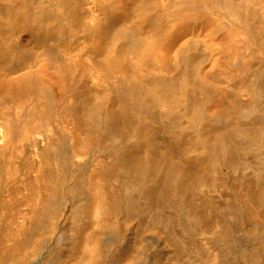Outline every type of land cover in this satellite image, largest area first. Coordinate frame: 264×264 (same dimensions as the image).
<instances>
[{"label":"rangeland","instance_id":"rangeland-1","mask_svg":"<svg viewBox=\"0 0 264 264\" xmlns=\"http://www.w3.org/2000/svg\"><path fill=\"white\" fill-rule=\"evenodd\" d=\"M15 1L17 2L18 6H17ZM32 1H33V3L31 4ZM53 1L54 0H49L47 3L50 5L49 7H51L50 11H49V8L44 7L46 4L43 6V4L46 3V0H45V2H44V0H30V1L28 0L25 2H23L22 0H13V1L12 0H0V18H1L0 22L2 21L0 24V27H2V26L4 27V28L2 27V29L0 28L2 30V31L0 30V83H1L0 85H2L1 87H3V88L0 87V96L5 97V98L0 97V99H1L0 100V125L2 126V127L1 126L0 127L1 128L5 127V129H6L7 126L10 125L9 128H13V130H14L13 131L12 129H10L11 134H12V131L14 132L12 136L8 131L9 129L7 131L4 130V132L6 131L8 134H10L11 137H14V138H10V136L8 138L7 137L8 135L5 132L6 136L5 135L4 136L6 138L4 137V140H0V161H1L0 163H2V168L4 167L3 162L7 165L8 162H10L9 160H11V164L9 163L10 164V167H9L10 172H8V173H7V171L5 172L6 169L8 170L9 164H8L7 168H5L6 167L5 166L4 167L5 169H2V168L0 169V264H22V263H24V264H93V262H94V264H98V263H100V264H202L201 261L204 259H205V262L206 261H208V262L205 263L204 261H202L203 264H208V263L211 264L212 262L210 263V260L212 258L210 255L213 256L215 253H216L215 254L216 256L214 255L213 257L214 258L217 257V258H215V259L213 258L215 260V261H213L214 264L217 262L219 263L220 261L224 260L225 256H226L225 259H227L226 262L229 261L228 259H230V261L227 262L230 264V262L235 260L234 256H236V255L234 254V250L236 247L239 248L238 244H239V246H243L244 248H245V245H246V247L249 246L246 243H243V245L239 243V241L243 242V240H241L240 238L241 237L244 238L243 236L245 235V232L243 229H241L239 227V225H235L237 223L234 220H230V219L232 217L231 215H233L231 213H233L234 210H237L236 206L238 207V205H239V200H238V198H236V196L238 195L237 188H238V184H240V180L243 179L245 176L246 177L245 179H248V180L250 179V181H249L250 187L253 188L256 186L255 188L258 189L259 183H257V182L259 181L258 179H260V178L257 179V177H255V175H257L259 173V171L263 169L262 166L264 165V163L261 162L264 159V148L262 147L264 137L257 144L248 145L249 150L243 156L242 155L239 156L238 160H236V162L234 164H232L228 161H225L224 159L218 158L216 160L215 164L213 163L214 164L213 167H212V165H210L211 168H213V170H214L213 171L212 169H209V170L213 171V173L211 171L212 175H210V171H208L209 173L206 174V175H209L206 177V179H208L207 180L208 186H207V182H206V184L203 185L202 188L200 187L201 190L199 189V187H197L198 189H195V192H197V194L199 195L197 197L200 199H195V198H197L195 196V195H197L195 192L192 194L191 197H193V195H194V197H195L194 199H195V201H197L196 204L199 205L197 207L201 206L200 207L201 209L204 208V210L203 209L202 210H203V215L206 217L205 219H208V222L209 221L211 222V223L210 222L207 223V224H209L206 227L207 231L209 230L208 231L209 233L206 232L207 234L205 232H202V231L201 232L203 234H200V231H199V234L198 233L196 234L197 231L195 229L192 230L193 225H191L192 223L190 222V218H189V216H187L188 214H186V211H185V209H187V208H185V207H187V205H184L185 207L182 206L181 204L179 205L178 204V202H180L179 198L177 199L176 197H174V200L177 199L175 202H177V204L180 206L181 210L178 208L179 206L177 205L176 206L177 211H176V209L173 211V214L176 213L175 215H173L172 212L170 211L172 216L175 217L177 215L175 217L176 220L173 223L174 226H172V224L169 225L168 222L166 223V217L171 216L170 214H168V210H167L168 208L167 207H166L167 208L166 212L164 211L165 209L163 210L164 211L163 215H159V214H161L162 210L160 211V213L155 212V211H151V212H153V213L155 212V213L149 214L148 213L149 211H147V209H144L143 198L140 199V197H142V193H143V192L141 193L140 189L137 190L133 186H131L132 188H134L133 190H132V188H129L128 182H126V180L128 179L127 177H125L126 180L123 179L122 177L120 178L121 180H123V182L120 180L121 184L123 183L122 186H124L122 188L121 184L117 183V182H119V181H117L119 179L114 178L115 181H113L112 180L113 177L108 176V175H109V173L110 174L112 173L111 175L116 174L113 171L116 170L117 168H114V167H116L114 165V161L110 162L111 158L113 156L112 160H114L118 155H120L119 154L120 150L118 151V149L121 147V145L123 146L124 144L126 145L128 143V142L125 143L126 140H124V139L125 138L127 139L129 134L132 131H133L132 133H134V136L131 133L132 134L131 138L136 137V135H138V133H141V134H139V136L141 135L140 137L137 136L138 138H142L143 136L144 137L142 140L135 138L136 141L129 137L127 140H130L129 143H131V144H128L127 146L124 145L125 151L127 149H130V147L132 148L133 151L128 150L125 153L130 152V153H132L133 157L134 156L140 157V155L143 153V152H141V153L138 152V151H140V148H142L143 151H145L144 150V148H145L144 144H147L146 148H145L147 150L145 152H147V151L149 152L147 146L150 144L153 145L154 141H155V143L158 147H156L157 149H155V151H154L153 149L155 148V144H154V146L150 145L151 147L149 146V149L154 147L153 149H150V152H152L151 150H153L155 153H157L159 148H163V149H161L162 152H160L161 150H159L160 154L167 155L166 153H169V151H170L169 147H171V148L173 147L174 152L172 151V149H171V151L174 155L170 154L171 151L169 153L170 156L173 157V159L170 158V156H168L169 155L168 154L167 155L168 158L166 157V160L167 161L169 159L171 161L175 160L178 164L174 163L175 161L171 162L169 160L171 162V163H169V165L172 163H174L175 165L177 164V167H175L174 164H172L173 168L174 167L175 168L181 167L183 170L184 167H186L185 169H187V168H189L188 166H190V165H192L191 168L196 166L195 165L197 162V160L195 159L196 156H195V158H193L196 161L195 160L191 161L190 159H192V157H190V156H192V155L189 156L187 154V152L189 154L191 153L190 152V151H192L191 148L194 149V142H196L195 140H198V141L203 140L202 139L203 137L205 138V137H207V135H210L209 132L210 131L212 132V130H214L216 128H218V130H221V129L226 130L229 126H231L230 123L232 125L234 124L233 125L234 127H239V126H236L237 124L235 125V122L243 124L244 127L247 125L245 128L248 127V125L250 124L249 122L252 121V119H253V114L255 112V108H257V106H255V104H254L257 100L256 98H258V100H259V97L261 98V96L259 94L260 92H258L256 89V84H258V87L264 85V83H260L261 80H262V82H264L263 79H261V78H264V52H263L264 50L262 51V50L258 49L257 47H255V45L253 46V43L250 40V36H248L249 34H248L247 29L251 28L252 26H250V25H253V24H257V26L256 25L255 26L258 28L261 27V28H259V29H261L259 37L261 38V40H262L261 42L263 43L264 38L262 37V35L264 34L263 33L264 28L262 26L264 25L263 24L264 14L262 12L264 11L263 10L264 9V0H253V1L251 0V3H248L250 0H248V2L246 0H244V1L241 0L243 3L246 1L244 4L241 1H240L241 2L240 4H238L239 2H237V4H238L237 6L240 5L239 9H240V7H242L243 12L245 10L249 11L250 8H251V10H250L251 12L253 9L256 12L257 10L255 9V7L258 9V11L260 9L262 10V11L260 10L261 13L259 12L260 15H259L258 11H257V15H255L256 13H254V12H252V13L251 12H248V13L244 12L245 14L249 15V16L246 15L247 26L249 25L248 26L249 28H246L245 27L246 25L245 26L243 25L244 27H242V25H239L242 23L236 24L237 21L234 22L235 19L234 20L232 19L233 22H231V20H230L232 16L230 17L228 14L229 13L228 11L230 10L229 9L230 7L228 5H233V6H234V4L236 5L235 2L237 0H234V2L232 0H231L232 2L230 0H228L230 2H228L227 0H222V1L216 0L219 3H223V1H224V6H222V4H220V5L217 4L218 6L213 5V4H211V5L207 4V5H209L208 7L202 6V3H204L203 5H206L205 4L206 2L204 0H201L202 2L201 1L199 2L198 0L196 2H195V0H194V2H193V0H183L184 1L183 2L182 0H180L181 2H183V4L180 3L179 0H178V2H175V4H174L173 0H170L169 4H168L169 6L167 5L168 0L167 1L162 0V2L158 1V0H156V1L155 0H153V1H150V0H73L72 1L71 0L72 3L70 2V9H71L73 2H75L74 3L75 5H74V7L72 6V9H71L72 12L70 11V14H67V16H72V15L74 16L73 12H75V9H76V12H75L76 21H72L73 24L71 22V24L74 25L75 27H73L71 24L67 25V23H65L66 27L64 29L62 28V27H64V25H63L64 23L62 20H64L66 15H64V13L61 11L55 10L56 8L55 9L52 8L51 4L53 3ZM190 1H192L193 3ZM26 2L29 3L28 6H27ZM152 2H153V4L156 5L157 8L155 7V5L152 6ZM156 2H158V3L156 4ZM170 2L172 3L171 4L172 6L170 5ZM185 2H186V4L188 2V4L186 5ZM225 2L227 3L228 8H225V5H226ZM253 2H254V4H253ZM22 3H24V5L26 4L28 9H30V10L32 9V12H34V11L36 12V10L39 13L41 12L42 13V19H44V17H46V21H45V19L43 21V23L46 22V24L44 23V26H43V27H45L44 29H43V27H42V29H39V28H37L38 26L35 27V25L31 26L32 28H30L29 23H28L29 25L27 23H23L22 20H20V19H17L18 24H15L14 21H12V24H11V22L8 23L7 20L9 19V21H10V18L11 17L13 18V16H12L13 13L17 12L15 10L25 11L26 7ZM116 3H118V4H116ZM149 3H151V4L149 5ZM177 3L178 4L180 3V4L177 5ZM191 3L194 5H197L198 3H200L202 10H201V7L199 4H198L199 7L196 6L197 9L195 10L194 5H192ZM247 3H248V5H250V7L248 6L249 9L247 8V6H245V5H247ZM30 4L33 5L34 7L30 6ZM190 4L192 6L191 8L194 9V11L192 10L193 12L192 11L188 12L185 10V8L190 9V6H189ZM13 5H14V7L16 5L15 9H14V7H12ZM148 5L150 7H153L152 12L157 11V13L162 14V16L164 18L161 17V15L152 16L151 14H153V13L149 12V9L147 11V8L149 7ZM158 5H159V7H158ZM251 5H252V7H251ZM39 6L41 7V9L38 8ZM47 6L48 5H46V7ZM166 6L169 7L168 8L169 10H167ZM174 6L177 8H175ZM178 6L180 8L182 7L183 9L176 12L175 10H178ZM214 6H216L215 9L217 10V12H214L215 11V9L213 8ZM233 6H231V8ZM237 6H235V7H237ZM18 7H20V8L22 7V8L20 9ZM42 7L44 8V10ZM220 7H221L220 10L223 9L222 11L218 10V8H220ZM244 7H245V10H244ZM7 8H9V9H7ZM170 8L175 9L173 11H175L176 16L178 14V17L180 16L179 13H181V11L182 12L184 11V13L186 12V16L188 18L183 13H182L183 15H181V16H184L185 18L180 16L181 18L179 17L180 18L179 19L178 17L176 18V16H173L177 20L175 18H172V16H169L170 17L169 20L172 19V22H171V20L170 21L167 20V21H169L168 22L169 24L167 23V25H165L166 19H168V17H166L167 15H163V14L164 13L167 14L168 12L171 13L172 9L170 10ZM211 8H213L214 10ZM224 8L227 9L225 13L223 12V11H225ZM51 9H53V11H51ZM73 9H74V11H73ZM208 9H211L213 11L211 12ZM45 10H46V13H45ZM47 10H48V13L51 12L50 14H48V16H47ZM54 10L56 11V14H52L54 12ZM43 11H44V13H43ZM146 11L149 12L150 15ZM8 12L10 14H8ZM146 13L148 14V18L152 17L153 19L154 18L157 19L160 16L159 17L160 20H162L161 18H163L164 19L163 21H165V22L161 21V23H160L159 19H157V20H159L158 22H156L157 20H155V19H154L155 20L154 21L152 18L148 19V18H146L147 17ZM157 13H155V14H157ZM170 13H168V14H170ZM250 13H251V15H253V17L252 16L250 17ZM173 14H170V15H173ZM200 14L202 15V17ZM54 15H56V16H54ZM5 16L6 17L8 16L9 18L8 17L6 18ZM4 17L7 19L6 21L4 20L5 19ZM53 17H55V18H53ZM262 17H263V19H262ZM59 18L61 21H59ZM186 18H187V20H186ZM251 18H253V19H251ZM72 19H74V18H72ZM56 20H57V22H56ZM147 20L148 21L153 20L152 22H156V26L154 25L155 23H152L151 21H149L150 22L149 23L150 27H149L147 24L148 22L146 23ZM19 22H22V23H19ZM74 22H76V23H74ZM157 23H160L161 26L158 27ZM4 24L6 25V27L4 26ZM22 24L23 25L25 24L26 28ZM48 24H51L52 26L48 25ZM258 24H259V26H258ZM10 25H12V26L10 27ZM13 25H14V27H13ZM46 25L48 26V32L50 34L49 40L48 39L45 40L42 37L45 34V31L47 28ZM55 25H58V26L60 25L61 27L60 26L58 27ZM54 26L57 27L56 28L57 32L55 31V28H53ZM162 26H163V28H162ZM164 26H165V28H164ZM18 27H19V29H18ZM99 27H101V29ZM254 27H252V28H254ZM256 27H255V29H257ZM11 28H12V30H11ZM28 28H30L31 30ZM33 28L35 29V33L40 32L41 30L42 31L45 30V31H44V33L40 32V33H37L34 35V29ZM166 28H167V31H166ZM5 29H7V30H5ZM52 29H54L53 32H52ZM60 29H63L61 31H64V32L60 33ZM155 29L156 30L157 29H159V30L165 29L164 32H166V33H163L160 31V33H162L163 35L162 36H161V34L158 35L159 32L157 33L155 31ZM8 30H11V31H8ZM4 31H5V33H4ZM36 35L41 36L40 39L38 38L39 36H36ZM52 35L53 36L55 35V36L53 37ZM157 35L159 37H157L155 39V43L156 44L159 43L158 46L153 42L152 43L149 42L150 39H152V38L154 40V37H156ZM244 35H246L248 38ZM160 36H161V38H160ZM41 39H43V40H41ZM148 39H149V41H148ZM157 39L159 42L157 41ZM145 41H148L149 44L151 43V46L153 47L152 48L153 51H151L152 50L151 46H148V43ZM246 41H249L251 43L249 44V42L247 43ZM139 43H141V44L145 43V45L147 44L146 50L147 51L150 50V53L147 54L144 52H140L141 51L140 50L141 45ZM6 44L7 45L10 44V45L7 46ZM50 44H51V46L55 45V47H53L52 50H50L51 49L50 46H49L50 48L48 47V45H50ZM247 45L249 47L250 46L253 47L255 50L257 49L258 53L259 52L261 53V56H260V54L256 53L257 50L253 51L252 53H254V54L251 55L252 53H250L251 52L250 50H254V49H250L251 47L250 48L248 47V50L250 52L247 51V49H246ZM137 46H139V47H137ZM4 47L6 49L5 51L7 52L6 55L11 54L12 55L11 57H13V58H11L9 55L8 56L10 57V59L7 56H6V59L3 58V57H5ZM149 47H150V49H149ZM10 48H12L11 51L16 49L15 51H17V52H15V51L11 52ZM138 50H139V52H138ZM49 51H50V53H49ZM51 51H53V53H55V54L53 55V53H51ZM151 52H152V55H151ZM138 53H139V55H138ZM110 55H114V57H112ZM117 55L120 58H118ZM14 56H15V58H14ZM18 56H19V58H18ZM94 56L95 57L98 56L99 58L98 59L94 58ZM146 56H148L149 60H148V58H146ZM150 56H152V57H150ZM106 57L107 58L110 57V59L108 58V60H110L109 62H111V60L112 61L114 60V63H117L118 59L119 60L121 59L120 60L121 63L118 62L117 64H119V65H116V67H114V68L109 67V68H107L108 71H106V72L102 71L103 73L100 71L101 73H99V71L96 70L97 68L95 67V65H98V68H99V64L102 65V63L104 61L106 62V60H104L103 62H100V63H98L97 61L100 60V58L101 59H107ZM1 58H3V59H1ZM115 58H116V60H115ZM95 59L97 61H95ZM256 59H257V61H256ZM95 63H97V64H95ZM251 63H253V65H251ZM254 63L256 65H254ZM249 64L251 66H253V67L255 66V67L252 69ZM108 65H110V64H108ZM248 66L251 69H248L247 68ZM91 68H93V69H91ZM243 68H244V70H243ZM70 69L74 70V72L71 73ZM94 69H95V71H93ZM163 69H165V70H163ZM236 70H238V73ZM241 70H242V72H241ZM160 71L161 72L163 71V73H159ZM67 72H69L71 75ZM91 72H92V74H91ZM240 72H241V74H240ZM260 73L263 74V77H261L260 78L261 80L259 79V81H258L256 78H258L259 75H261ZM23 74H26V75L23 76ZM136 74L138 75V77L140 76L139 80L142 81L140 86L137 85V87H139V88H136V83H131V79L136 78V80H137L138 77H134V75H136ZM186 74L190 78L196 77L197 80L201 79L202 81L200 80V82H202L203 84L205 83L208 86H205V84L203 85L199 81H197L198 82V85H197L196 81L194 80L195 86L193 84V89L194 90H197L199 88L200 89L203 88V89L198 90L200 94L198 93V91L197 92L196 91L195 92L190 91V89L192 87V83H193L191 80L193 78L190 80H185L184 76H186ZM27 75L31 76V79L29 82V83H31L30 84L31 85L30 86L31 94L26 93V95H25L26 90L22 89V84L20 83V81H21L20 79L23 77H27L29 79L30 77ZM34 76H35V78H34ZM70 76H71V78H70ZM132 76L134 78H132ZM188 76H186V77L189 79ZM213 77H215V78H213ZM125 78H126V81L124 80ZM216 78H218V80H216ZM24 79H22V81ZM28 79L25 80V81H27V83H28ZM72 79H74V80L72 81ZM156 79L158 80V83L156 82L157 81ZM159 79H161V80H159ZM214 79H215V81H214ZM254 79H256L257 81L256 80L254 81ZM70 81H72L73 84H75L74 87L76 88L75 89L76 95L79 92H81L80 91L81 88L84 89L86 91V93H88V94L90 93V95L92 94V96L88 95L89 99H91L90 102H92L93 105L96 102L97 105H100L99 108H101V106H102V109H103V106L104 107L106 106V105H104L105 104L104 97L106 96L105 94L108 93V95H109V93H110V95L111 94L114 95L113 97L115 99H113V97L111 95V101H110L111 104H113V102H115L116 104L115 103L114 104L118 105L117 104L118 102H116V100L118 101L119 99H120L119 102H121L119 104H123L125 102L126 98L129 97V95H131V94H129L127 96L128 91H129L127 87H129V85L131 83L129 88L132 89V87H131L132 84H135V85H133V88H136V89H133V90L130 89V91H135L136 93L131 92L133 96L131 95V97H129L128 99L132 105L134 103H137L140 100V98H141V100L143 99L144 102L140 103L141 101H139L137 104H134L133 106H135V107H133L131 104L128 103L129 102L128 99L126 101L128 104L127 106L130 105L129 107H131L130 109H127V112L131 111L130 113H132L131 114L132 118H134L133 115H136V116H135V119H132L130 117V115H129V118L127 116V119L130 120V118H131L132 121L135 122V124L132 121L131 122L127 121V124H128L127 126L129 129L127 131H130V133L127 132L129 134H127V136L125 138H123L124 144L122 143L119 145V143L118 142L116 143V141L114 142V140L113 141L111 140V142H110V138H108L109 136H108V129L107 128L109 127V124L107 125L106 122H108L109 120H108L107 115H106L107 118L104 117L105 114H103V112L105 113L106 110L107 111L110 110L109 108H112L113 105L111 106V104H108L106 106L107 108L105 107V109H103V110L101 109L98 111H94L95 113L91 112V117L93 114L95 119L91 118L92 120L90 122L88 120L87 115L85 113V110L83 108L77 107V109H76V106L74 104L75 103L74 101L76 100V98L73 101V98L75 96H72L71 93L69 92L71 90L69 88L72 85V82H70ZM153 81L157 84H161V85L163 84L164 86L171 84V82L173 81V82H175L174 84H176V85L180 84L179 86H182L183 84H184V86L186 85L185 87L182 86L186 89H188V87L191 85L190 88L188 89V91L187 90L186 91L187 92L190 91L191 94L193 92V95H194V93L195 94L197 93V94L193 97V95H190V93H189V95H190L189 99L194 98V100L192 99L193 103H192L191 99L189 100L191 103L187 102V104H186L184 100H182L181 103H179V101H178L180 99L179 95H177L178 97L175 95L174 98L176 99L175 102H177V103H174V105L171 104L172 107L168 103L163 104V105L156 104L155 102L152 101V99L149 100L150 99L149 97H145V96L142 97V95H144V90H145V89H142V87H141L142 83L144 82L143 88L145 86L146 89L148 90V89L152 88L151 82L154 83ZM187 81H191L192 83L190 82L189 86H187V84H188ZM18 82H19V84H18L19 86L13 87V85H15V84L17 85ZM256 82H259V83H256ZM7 83H9V86H7L8 85ZM40 83H42V85L44 84L40 88L41 91L39 89H37L38 87L41 86ZM68 83H70V84H68ZM77 83L79 86L77 85ZM126 83H128L127 86H126ZM165 83H169V84H165ZM181 83H182V85H181ZM3 84H4V86H3ZM147 84L150 85V87ZM5 85H6V88H8V90L11 88L10 87V85H11L12 86L11 89H13V90H10V92L6 91L7 89H5ZM37 85H39V86H37ZM69 85H70V87H69ZM35 86H36V90L40 91L39 94H37V91L35 90ZM198 86H200V87L197 88ZM44 87H46L47 89L46 88L44 89ZM195 87H196V89H195ZM178 89H180V88H178ZM45 90H46V93H45ZM139 90H141L143 92H140ZM202 90L203 91L205 90L204 92L207 91V93H210V95L209 94H207V95L203 94L204 92ZM20 91H21V93H20ZM130 91H129V93H130ZM137 91H139L141 94ZM34 92L38 95L37 97H34V95H36ZM42 92H43L44 96L41 95ZM223 93H225V94L227 93L226 94L227 97ZM256 93H257V95H256ZM20 94H22L23 97ZM117 94L119 95V97L115 96ZM123 94L124 95L126 94L125 97H123ZM137 94H140V96ZM222 94L224 95V97L221 96ZM40 95L42 96V98ZM120 95H121V97H123L125 99L124 102L122 100L123 98H121ZM136 95L139 96V97H137L139 100L135 99ZM7 96H9V97H7ZM18 96H20L19 99H18ZM27 96H29V97L33 96L32 98L33 99L35 98V99L31 100V98H29ZM69 96L71 98L73 97L72 99L70 98L71 102L68 101ZM77 96H79V95H77ZM218 96H220V97H218ZM24 97L26 100L24 99ZM99 98H100V100L102 99V101L103 100L104 101L100 102ZM130 98H131V100H130ZM145 98L147 99V102L145 101L146 100ZM27 99H30L31 101H33V103H32L30 100H28L30 102V104L32 103L31 107L33 105L32 108L29 106L31 108V110L25 104V102L27 103ZM92 99H94L95 101ZM97 99L102 104H98L99 102ZM132 99H134L135 101ZM2 100H3V102H2ZM218 100H220V102ZM225 100H226V104H227V108L225 110L230 109V110H228V115H230L232 113L233 117L231 115L230 116L233 118V120L230 116L228 119L227 118L228 115H226V118L228 120L222 116L223 115L222 113L227 112L225 110L223 112V107L225 108V105H223L224 102H222V101H225ZM261 100H262V98H261ZM34 101H35V103H34ZM37 101L40 102V103L38 102L39 104H37L38 105L37 109H39V110H37L39 112L38 114L41 113V115H43V116L36 115L35 116L36 119H35L32 114H31L32 116L31 115L29 116L28 114H30L29 111L30 112L34 111L32 109H35L34 107H36ZM49 101H50V103L51 102H53V103L50 104ZM132 101H133V103H132ZM183 101H184V104L186 106H184V104L182 103ZM66 102H67V104H66ZM197 102H198V104H197ZM220 103H222L223 107L221 106ZM19 104H22V107H20ZM64 104L67 105L66 106L67 108L65 107ZM73 104H74L75 110H77V111L73 110L74 109ZM188 104L190 107H192V104L196 105V106H193L194 109L192 108V111H194V112H192L190 110V107L189 108L187 107ZM253 104L255 107L253 106ZM7 105H9V106H7ZM17 105H19L18 108H17ZM25 105L28 108H26ZM68 105L71 106L72 108L69 107ZM115 105L113 106L114 108L111 110L116 111L115 109H118L115 107ZM137 105H140L139 107H142V108L138 109L136 107ZM220 106L222 107V110H221ZM132 107L135 108L133 110L134 112L132 111ZM195 107L196 108L198 107L197 108V111H199V112H197L199 114L198 116H197V114H195V111H196ZM228 107H232V108H228ZM25 108H26L28 114H25L26 113V112H24ZM64 108H66L67 110ZM68 108H71V109H69V112H66V111H68ZM28 109H29V111H28ZM63 109L66 111L64 113H60V111L61 112L64 111ZM78 109L80 112L78 111ZM80 109H82V111ZM136 109H137V111H136ZM231 109L234 110L235 112L237 111L236 115H235L234 111L231 112ZM56 110H58L59 112L55 113ZM219 111H221L222 113H220ZM52 112L54 114H52ZM71 112H73V113H71ZM101 112H102V115H99V116H100V119L102 117L103 118L100 120V119H98L99 116H96V114L97 113L101 114ZM229 112H231V113H229ZM33 113L37 114L36 111H34ZM50 113H51L52 117H54V115H56V116L54 118H52L49 115ZM66 113H68V116ZM82 113H84V114H82ZM219 113L222 114L221 120H222L224 126L222 125V123L218 124V122L220 120L219 121L215 120L216 122L213 121L214 122V123L212 122L213 124L210 122L211 120L216 119V117L218 118V115H219V117H221ZM57 114L60 115L59 118H63V119L66 118V120L64 119L66 121V123H65V121L62 122L63 119H59L61 121H58V120L56 121V118L58 119ZM69 114L70 115L73 114V115L70 116ZM81 114H82V117L84 115V118H82L81 116L77 117V115H81ZM156 115L160 116L158 118H159V120L161 118L162 121L160 120L159 122L158 121L156 122V120H157ZM63 116H65V117H63ZM154 116H155L156 120L154 119ZM235 116H237V117H235ZM30 117L32 118V121H33V122H30L31 124L29 123V120H31ZM49 117H50V119H49ZM26 118H28V121ZM78 118H80V119H78ZM230 118L232 121H234L233 123L231 122ZM24 119H26V120H24ZM33 119H35V120H33ZM81 119H82V121H81ZM85 119L89 121V126H88V124L86 126H83V129L81 132H79L78 137H77V135L74 136L75 141L80 140V141H76V142H78V143H76L72 137L74 135L73 133L76 134L74 129H72L74 132L73 131L70 132V134L72 133V136H70L68 134L69 129L65 130V128L73 127L74 124L78 120H79L78 122L81 121L84 123ZM96 119H98V120H96ZM223 119H224V121H226V120L227 121L224 123ZM11 120H12V122L10 123L9 121H11ZM19 120L20 121L24 120V121L20 122ZM46 120H48V121H46ZM99 120H100L101 124L103 123L102 125L99 124L100 123V122H98ZM102 120L106 121V122H102ZM134 120H136V121H134ZM14 121H15V123H13ZM25 121L28 122V125H26L27 123ZM228 121H230V122H228ZM67 122H69V123H67ZM70 122H72V123L74 122L72 124L73 126L70 124ZM129 122L132 124H130ZM155 122H156V124H155ZM209 122H210V124H209ZM19 123L20 124L22 123L21 124V127L23 128V129L21 128L22 131L25 130L24 128H26V130L28 129L27 131H24L25 134L23 132H20V130H18L20 128ZM62 123H63V125H62ZM158 123H159V125H158ZM215 123H217L218 125H222V126H220V128H219L217 124L215 125ZM15 124L17 126L16 129L18 128L17 130L14 129L15 127H12V126H15ZM48 124H49V126H47ZM64 124L66 125V127L64 126ZM145 124H146V129H145L146 134L144 133L145 132L144 131ZM45 125H46V127H45ZM90 125H96L95 127L98 126L99 130H96V128L94 126L91 127ZM103 125H105V127ZM129 125L130 126L135 125L137 128L134 126L130 127ZM149 125H150V127H149ZM208 125H209V127H207ZM214 125H215V127L211 130L210 127H212ZM24 126H26V127H24ZM158 126H159V128H158ZM161 126H163L162 129L160 128ZM233 126H231L230 129L234 128ZM241 126L239 128H242ZM47 127L50 128V130L53 129V131L50 132ZM84 127L86 128V130H85L86 133H88L89 130L90 131L93 130V131L89 132V134L91 133L90 140L92 139L91 138L92 136L97 135V136H95V138L97 137V139H98L101 137L99 139V141L100 140H103V141H101L99 143V141L97 139H96V141L94 139H92V141H90V146H89L90 149L88 148V144H87V147L79 149L80 146L83 147V145L85 144V140H86V136H85L86 134H84L85 131H83ZM88 127H90L91 129H89ZM133 127H134V129L131 130V128H133ZM148 127L151 129L150 130L151 132L147 131L149 129ZM164 127H166V130ZM221 127H223V128H221ZM100 128H102V129H100ZM139 128H141L143 131L141 130L142 131L141 132ZM205 128H207V129H205ZM105 129H106V131H105ZM158 129L159 130L161 129V131L159 132ZM197 129H198V131H197ZM199 129L201 131L204 130L205 132L208 131V129H209V132H206L207 134H205V132L202 131L204 133V136L201 133L203 136L201 138V134H198V133H200ZM101 130H103L104 132L102 131L103 132L102 133ZM138 130H139V132H138ZM95 131H96V134L94 133ZM97 131H99L100 135H98L99 133ZM15 132L18 133V135H20L22 133L23 134L20 136H18V135L16 136ZM52 132L56 133V134H54L56 137L52 134ZM65 132L67 133V135ZM92 132H93V134H92ZM80 133H83V134H80ZM131 134H130V136H131ZM142 134H143V136H142ZM148 134H151V135H148ZM51 135H53V136H51ZM82 135H84V136H82ZM199 135H200V140H199ZM145 136L147 137V139H149V141L151 140L150 136H152L153 140L150 141L151 143L149 141L147 143H145L146 142V140H144ZM48 137H49V139H47ZM84 137H85V139H83V141H81V138H84ZM102 137L105 139H103ZM15 138H17L18 140ZM50 138H52V141ZM54 138H55V140H54ZM68 138L69 139L72 138L70 140H73V141H70ZM76 138H78V139H76ZM106 138L109 141L106 140ZM196 138H198V139H196ZM10 139L16 140V141L13 142ZM33 139L35 141H31ZM104 140H106V141L104 142ZM190 140H192L193 143ZM50 141L51 142L54 141L53 142L54 146L57 145V147H54V148H56L58 150V152H60V150H61V152H60L61 154L57 152V155H58L57 157H59L61 162H64V163H61L62 166H65V167H62V168H64V170H62V171H64L67 174V176L65 174H63L64 178H62L58 181L63 185L59 184L58 182L56 183V185H53V186H55V188L57 186V190L55 189L57 192L55 190L53 192L56 194V196H55V194H53L54 196L50 195L51 193H49V195L52 196V198H50V196L47 195L49 198L48 199L45 196L47 200L51 199L50 202L48 201L49 204L47 203L48 206L50 205V208H48V209L51 211H49V210L45 211L44 214L46 215L45 216L46 218L43 215L45 220H44V218H41L40 219L41 221H40L37 219L39 216L38 213L42 212L41 210H43V209H41V208H44L43 207L44 203L43 202L41 203V202H39V200L36 201V199H34L35 202H39V203H35L33 200V198H35L34 196H39V194H38L39 191L38 192L35 191L33 193H30L35 188L37 189V187H35L36 185H34V183H35L34 178L37 175V174L36 175L34 174V173H36V172H34V171H36V169L34 171L30 170V169H34V166H36V165H34L33 161L35 162L36 159H38L37 155H35L37 153V151L39 152L42 149H45L46 147H44V146H46L47 145L46 143L47 142L49 143ZM141 141L143 142L144 146L141 145L142 144ZM30 142H31V144H30ZM34 142H37L36 143L37 148L35 146H33ZM73 142H74V145L76 146V148H75V146L73 147V145H72ZM79 142H81L80 143L81 145H79ZM133 142L135 144V147H137V148L132 147V146H134ZM137 142H139V143H137ZM12 143H14V144H12ZM112 143L113 144L116 143V144L113 145ZM148 143H150V144H148ZM91 144H94V147H95V145L97 146L98 144H101L102 146L98 145L97 147H99V148H97V147L94 148L93 145H91ZM168 144H170L169 147H168ZM192 144H193V146H192ZM115 145H118L120 147H117ZM138 145L140 147H138ZM195 145L198 146V147H196L197 149L201 146L199 148V150H202L204 148L203 149V150H205L204 152L208 151V148H207V146L205 147V145L204 146L200 145V144H199L200 146L197 144H195ZM202 146H203V148H202ZM39 147H44V148L39 149ZM10 148H11V150H10ZM165 148H166V150H165ZM196 148L194 149V152L197 151ZM32 149H35L36 152L33 153ZM135 149H137V151ZM135 151L137 153H140V154L138 155ZM163 151H166V152H164L165 154L163 153ZM202 151H201V153H202ZM30 152H32V153H30ZM133 152H134V155H133ZM145 152L143 155L146 154ZM154 152H152V154H154ZM72 153L74 155H77V156H75V158H74V155ZM113 153L114 154L116 153L117 156L116 155L114 156ZM197 153H198V151H197ZM30 154L33 156V157H31L32 161L30 160V162L33 163L32 165H34L33 168L30 165L31 163H29V161H28L30 159V158H28ZM192 154H193V151H192ZM7 155L10 156V157L8 156V159L10 158L9 160L6 159ZM12 155H14V156H12ZM71 155H73V156H71ZM185 156L187 158L188 157H190V158H188V159L186 158L187 159L186 160ZM11 157L14 160H12ZM61 157H62L63 161H62ZM182 157L186 160V161L185 160L184 161L187 162L188 164L187 163L184 164V163H181L183 161H181V162L179 161V160L183 159ZM193 157H194V154H193ZM5 160L7 162H5ZM75 160H77V161H75ZM27 161L29 164H27ZM188 161L190 162V165H189ZM200 161H201V159H200ZM37 162H38V160H37ZM179 162H180V165H182V166H179ZM259 162H261V163H259ZM107 163H109L111 166L108 165ZM193 163H195V164H193ZM26 164H27V166H26ZM35 164H36V162H35ZM105 164H107V165H105ZM112 164H113V166H112ZM205 164H206V162H205ZM261 164H263V165H261ZM28 165L30 167H28ZM169 165L167 163L166 167L170 168L171 165L170 166ZM260 165H261V167H260ZM25 166H26V168H30L29 170L26 169L27 172L25 171V174L26 173L29 174L30 172L33 171L34 173H32V174L35 175V177H33V175H31V174H29V175H31V177H33V178L27 177L28 174L27 175L21 174V173H24V170H25L24 167ZM111 167H113L114 170H113V168L111 169ZM104 168L105 169L107 168L106 170L110 169V171L111 170L112 171L111 172H105ZM256 170H259V171H256ZM102 172H105L106 174H103ZM261 173L258 174V176L259 177L262 176L261 178L264 179L263 178L264 172L261 171ZM8 175H9V177H8ZM103 175H105L104 178H103ZM21 176L24 179H25L24 176H26L27 179L28 178L29 179L24 180L23 178H21ZM88 177H90V179L94 178L91 180V182L93 180H95L94 181L95 184L98 183L97 180L100 182V183L96 184V187L99 184L100 185L101 184L106 185L103 187L101 185L102 189H100L103 192L107 191L106 193H108V191H109V193L111 191H113V193L119 194L121 191V193L124 195L123 191L126 189L125 187L131 189V190L128 189L127 192L125 190V192H126L125 197L126 198H123L124 196L123 197L121 196L122 201L124 199V203H122V201H121L120 207L124 204L122 207H124L127 211L125 209H123L122 213L120 215L118 214L120 212L115 213V216L114 215L112 216L113 218L110 217V218L106 219L105 221L104 220L102 221L101 217H99L100 218L99 219L97 217L96 213H92L95 210L90 211L89 209L95 208V207H92V205H91L93 194L95 192H97V194H99L98 193L99 190L96 188L98 191H96V189H95V191H93V189L95 187V186H93V185H95L94 183H92L93 184L92 187H91V183L87 185V183L90 182L89 180H87ZM108 177L111 180H108ZM253 177H255L256 179H253ZM65 178H66V181L64 182L63 179L65 180ZM20 179L22 181H20ZM30 179H31V181H33V183L32 182L31 183L34 186H32V184H29ZM104 179H105V181H104ZM262 179H260V180L262 181ZM251 180H252V182L254 180L255 181L258 180V181L255 184L254 183L252 184ZM23 181L25 183L29 182L28 183L29 185L25 184ZM104 182L108 183V186ZM124 182L127 184L124 185ZM171 182L173 183V180ZM176 182H178V180H176ZM24 185H26V186H24ZM30 185L32 186L33 190H32V188L30 190V187H31ZM100 185L98 186V188H101ZM59 186H63V188L62 187H60L61 189L59 188L60 189L59 191H61L60 193H58L59 192L58 191ZM105 187H109V188H107V190H106ZM112 187H113V190L111 189ZM116 187H119V190H120L119 192H117L118 188H116ZM25 188H26V190H25ZM90 188H92V191ZM103 188H104V190H103ZM255 188H253V189H255ZM136 191L137 192L140 191L139 192L140 195H138V193ZM57 193L59 195H57ZM122 194H119V195H122ZM29 196H33L32 199H30L31 197H29ZM135 197L137 198V200H138V197H139V200H141L140 202H139V200L137 201V203H139V204L136 203L138 206L133 201V199L136 200ZM191 197H189V200H191ZM237 197H239V195ZM36 198H39L40 201L42 200L40 197H36ZM234 198L237 200H235ZM125 199L128 200V206H126L127 200H125ZM202 199H207V200H205V202H204ZM233 199L236 202V204L233 203L234 202ZM239 199H240V197H239ZM208 200H210V201H208ZM32 201L35 203V208L33 207L34 203ZM42 201H44V200H42ZM46 201H45V203H46ZM195 201H192V202H195ZM129 202H132V203L129 204ZM206 202H207V204H206ZM263 202H264V195L261 197V205L264 204ZM31 203H33V204H31ZM140 204L143 206H141ZM196 204H194V205H196ZM233 204H235V206ZM36 205H37L38 210L36 209ZM38 205H40L42 207L40 208V206H39V208H38ZM90 206H91V208H90ZM132 206L135 210H133V208L130 209ZM134 206H136L137 208ZM181 206L183 207V209L185 208L184 209L185 213H183V209L181 208ZM191 206H192V203H191ZM122 207L121 208L118 207L119 211L122 209ZM194 207H196V206H194ZM232 208H234V209H232ZM34 209H35V211H34ZM129 209L134 211V212H136L138 210L137 211L138 214H137V212L135 214L132 211H128ZM173 209L174 208H172L171 210H173ZM230 210H232V211L230 212ZM263 210H264V207H263ZM263 210L259 208V211H261L263 213V214L262 213L260 214L259 218L264 217ZM46 212L49 214H47ZM130 212H132V213H130ZM142 212H143V214H142ZM146 213H148V214H146ZM156 213H159V214L156 216L155 215ZM181 213L183 214V216ZM187 213H189V212L187 211ZM35 214H37L38 216ZM116 214L118 216H116ZM178 215H180V216H178ZM33 217L36 219L34 220ZM233 217H234V215H233ZM225 218L229 219V220H227L228 222H226V221L224 222ZM32 219H33V221H32ZM37 220L40 223L34 222ZM233 221L235 224L233 223ZM32 222L34 225H31ZM41 223L43 225H41ZM37 224L41 225V226L39 225L40 230L38 228H35L37 226ZM232 224L235 225L236 227L235 226L232 227ZM33 226H34V228H32ZM172 227H175V228L173 229ZM234 227L237 228L236 231H234ZM21 229H22V231H21ZM230 231L231 232L234 231L236 233L233 232V234H231ZM193 232H195V233L193 234ZM226 232H228V234ZM238 232H241V234ZM191 233H192V235H191ZM222 233H223V235L226 234V236L229 235L228 239L230 237L232 238L230 240H231V242H233L235 244V247H233L234 248L233 250H231L232 248L229 250L230 247L228 245H226L225 240H220L222 238V237H220L222 235ZM239 234L241 236L240 238H238ZM236 235H238V236H236ZM25 236H27V237H25ZM89 236H93V237L97 238V239L96 238L94 239L93 237H91L93 240H95V241H93V244H91V245H94V243L96 242V245H97L96 251H99V252L94 253L93 255H92V250H91V252H89L90 249L93 248V246L89 245L90 243H92V242H90V241H92V239L91 238L88 239ZM178 236L181 237L180 238L181 240H182V238H184L183 241H181L180 239L178 241V239H177ZM188 237H191L194 240L196 239L198 242L196 240L195 241H192V240L189 241V239H191V238L188 239ZM27 239H29V240H27ZM238 239H240V240H238ZM217 241L220 243L223 241L224 246L226 245V247H224L223 243H222V246L225 248V250L222 246H220L221 245L220 243L218 244ZM236 241H237V243H236ZM18 242H19V244H18ZM204 242H205V244H203ZM231 242H230V245L233 244V243L231 244ZM188 243L190 244L188 246L189 250L192 249L191 244H194V243H195L194 244L195 246L197 245L198 247L200 246L201 248H204L205 245H206L205 247L209 246V249L211 251L209 250L210 252L209 251L208 252L210 255L207 252L203 251L206 248H204L203 250L202 249L200 250V247L198 248L197 246H196V248L194 246L195 250L192 249L191 251H189L188 247H187ZM17 244L19 247L17 246ZM198 244H200V245H198ZM207 244H209V245H207ZM201 245H203V246H201ZM6 246H8V247H6ZM184 246H186L187 250L184 249L185 248ZM217 246H219L220 248H218ZM227 246L229 247L228 249H227ZM192 247H193V245H192ZM4 248H5V250H4ZM216 248L224 251V252L222 251L223 254L221 252V254L224 255L223 256L224 258L222 257V260L219 259V258H221V254H218L219 250L217 253ZM8 249H10V250H8ZM87 249H89V251ZM207 250L208 249H206V251ZM231 251H233L232 252L233 254H231ZM193 252L196 253L198 255V257H200V259H199V260H201L200 262L198 260V257L197 256H196L197 258L195 257L196 254L194 255ZM235 252H236V250H235ZM227 253H228V255L231 254L233 256L232 258L234 260H232L231 257H229L227 255ZM95 254L97 256L99 254V256L97 257ZM201 254L203 256H201ZM207 254L210 256L211 259L206 260L207 258L205 256ZM208 255H207V257L209 258ZM219 255H220V257H218ZM237 255H239V254L237 253ZM94 256H95V258H94ZM96 258H98V259H96ZM93 259H94V261H93ZM216 259L217 260L219 259V261H217ZM96 261H97V263H96ZM18 262H20V263H18ZM226 262L222 261L219 264H224V263L226 264ZM235 262H238V264H240L238 257L236 258ZM235 262H232V263L234 264Z\"/></svg>","mask_w":264,"mask_h":264},{"label":"bare ground","instance_id":"bare-ground-1","mask_svg":"<svg viewBox=\"0 0 264 264\" xmlns=\"http://www.w3.org/2000/svg\"><path fill=\"white\" fill-rule=\"evenodd\" d=\"M13 1V0H12ZM23 2H25V1H28V0H22ZM30 1V0H29ZM48 1L49 0H46V3H44L43 4V6L46 4V5H48L47 7H46V5L44 6L45 8H49V11H50V8L51 7H49L50 5L49 4H47L48 3ZM73 1V0H72ZM150 1H153V0H150ZM156 1V0H155ZM158 1H161L162 2V0H158ZM167 1V0H166ZM169 1L170 0H168L167 2V5L169 4ZM174 1V4H175V2H178V0H173ZM180 1V0H179ZM183 1V0H182ZM197 0H195V2H196ZM199 2L201 1V0H198ZM206 3V5H203L204 3H202V6L204 7H208L209 5H207V4H213V5H220V4H222V6H224V1H223V3H219V2H217L216 0H204ZM222 1V0H221ZM228 1V0H227ZM231 1V0H230ZM230 1H228V2H230ZM233 2H234V0H232ZM231 1V2H232ZM241 0H237L235 3H236V5L234 4V6L233 5H228L230 8V10L227 12L228 14H229V16L231 17V22H233L232 21V19L234 20L235 19V21L234 22H236V24L238 23H242V24H239V25H242V27H244L245 25V27L246 28H249L248 26H247V19H246V15L247 14H245V13H248V12H251L250 10H251V8H250V10L248 11V10H245V7H244V12H243V9H242V7H240V9H239V6H237L238 4H240L241 2H240ZM244 1V0H243ZM247 2H248V0H246ZM245 1V2H246ZM253 1V0H252ZM16 2V1H15ZM14 2V3H15ZM44 2H45V0H44ZM70 2H71V0H54L53 1V3L51 4L52 5V8L53 9H55V10H58V11H61V12H63L64 13V15H66L65 16V18H64V20H62L63 21V25H64V27H62L63 29L66 27L65 26V23H67V25L68 24H71V22L72 21H76V16H75V12H76V9H75V12H73V14H74V16L72 15V16H67V14H70V11H71V9H72V6L74 7V3L75 2H73V4H72V6H71V9H70ZM149 2V1H148ZM172 2V1H171ZM170 2V5L173 3H171ZM184 2V1H183ZM183 2H181L180 1V3H182L183 4ZM190 2H192V1H190ZM193 2H194V0H193ZM192 2V3H193ZM202 2V1H201ZM237 2H239L238 4H237ZM244 2V3H245ZM27 3V2H26ZM33 3V1L31 2V4ZM72 3V2H71ZM158 2H156V4H157ZM165 3V2H164ZM179 3V4H180ZM191 3V4H192ZM226 3V2H225ZM243 3V2H242ZM243 3V4H244ZM248 3H251V0L248 2ZM248 3H247V5H245V6H247V8L249 9V7H250V5H248ZM16 4H17V2H16ZM23 5H24V3H22ZM28 4L29 3H27V6H28ZM30 4V6H32V7H34L33 5H31ZM116 4H118V3H116ZM151 3H149V5H150ZM178 3H177V5H179ZM185 4H186V2H185ZM187 4H188V2H187ZM186 4V5H187ZM191 4L189 5L190 6V9H186L185 8V10L186 11H194V9L196 10L197 9V7L196 6H198L199 7V5H200V7H201V4L200 3H196L197 5H194V4H192V5H194V9L193 8H191L192 6H191ZM229 4V3H228ZM233 4V3H232ZM253 4H254V2H253ZM145 5V4H144ZM148 5V6H149ZM155 4H153V2H152V6H154ZM176 5V6H177ZM217 5V6H218ZM17 6H18V4H17ZM22 6V5H21ZM25 7H26V9H25V11H20V10H15V11H17V12H15V13H13V18L11 17L10 18V21H9V19L7 20L6 18L8 17H4L5 19V21L7 20L8 21V23H10L11 22V24H12V21H14V23L15 24H18V22H17V19H20V20H22V22L23 23H29L28 25L30 26V28H32L31 26H33V25H35V27H37V28H39V29H42V27L44 26V23L46 24V22H44L43 23V21H44V19H45V21H46V17H44V19H42V13L40 12H38L37 10H36V12L34 11V12H32V9L30 10V9H28L27 8V6H26V4L24 5ZM117 6V5H116ZM169 6V5H168ZM172 6V5H171ZM227 6V3H226V5H225V8H228V6ZM231 6H233L232 8H231ZM235 6H237V7H235ZM249 6V7H248ZM254 6V5H253ZM10 7V6H9ZM12 7H14V5L12 6ZM15 7H16V5H15ZM15 7H14V9H15ZM31 7V8H32ZM147 7V6H146ZM145 7V8H146ZM150 7V6H149ZM147 8V11H148V9H149V12H151V13H153V14H151L152 16H158V15H161V17H163L162 16V14H158L157 13V11H155V12H152L153 11V7H150V8ZM155 7H156V5H155ZM154 7V8H155ZM158 7H159V5H158ZM167 7V6H166ZM175 7V6H174ZM184 7V6H183ZM187 7V6H186ZM215 7L216 6H214L213 8L215 9ZM251 7H252V5H251ZM255 7V6H254ZM253 7V8H254ZM11 8V7H10ZM18 8H20V7H18ZM22 8V7H21ZM20 8V9H21ZM39 9H41V7L39 6L38 7ZM43 8V7H42ZM157 8V7H156ZM169 7H167V10H169L168 9ZM175 8H177V7H175ZM213 8H211V9H213ZM224 8V9H225ZM246 8V9H247ZM7 9H9V8H7ZM13 9V8H12ZM38 9V10H39ZM53 9H51V11H53ZM151 9V10H150ZM172 8H170V10H171ZM183 8L181 7H179L178 6V10H175L174 8L172 9V12L170 13V12H168V13H170V14H173V15H170V14H168L167 12V14H163V15H167L166 17H168V19H166V23H165V25H167V23L171 20V22H172V19H170L169 20V16H172V18H175V17H173V16H176V14H175V11L177 12V11H179V10H182ZM199 9V8H198ZM211 9H208V10H210L211 12L214 10H211ZM221 9V7L220 8H218V10L219 11H222V10H220ZM242 9V10H241ZM255 9L258 11V9L255 7ZM263 9V8H262ZM43 10H44V8H43ZM54 10V12L52 13V14H56V11ZM146 10V9H145ZM155 10V9H154ZM173 10H175V11H173ZM201 10H202V7H201ZM207 10V11H208ZM226 10L227 9H225V11H223L224 13L226 12ZM261 10V9H260ZM260 10L258 11V13L260 12ZM264 10V9H263ZM73 11H74V9H73ZM146 11V12H147ZM192 11V12H193ZM218 11V12H219ZM231 11V12H230ZM247 11V12H246ZM257 11L255 12L254 11V9L252 10V12H254V13H256L255 15H257ZM262 11V10H261ZM5 12V11H4ZM38 12V13H37ZM72 12V11H71ZM149 12H147L149 15H150V13ZM187 12V13H188ZM214 12H217V10L215 9V11ZM222 12V13H223ZM251 12V13H252ZM43 13H44V11H43ZM45 13H46V10H45ZM51 13V12H50ZM50 13H48V10H47V16H48V14H50ZM146 13V14H147ZM155 13H157V14H155ZM185 14V16H186V12L184 13V11L182 12L181 11V13H179L180 14V16L181 15H183V14ZM251 13H250V17L252 16L253 17V15H251ZM261 13V12H260ZM260 13H259V15H260ZM263 14H264V11L262 12ZM8 14H10L9 12H8ZM58 14V13H57ZM121 14V13H120ZM148 14L146 15L147 17L146 18H148ZM194 14V13H193ZM231 14V15H230ZM262 14V15H263ZM46 15V14H45ZM201 15V14H200ZM199 15V16H200ZM205 15V14H204ZM50 16V15H49ZM54 16H56V15H54ZM63 16V15H62ZM179 16V17H180ZM228 16V15H227ZM247 16H249V15H247ZM52 17V16H51ZM160 17V16H159ZM157 18V19H159L160 20V18ZM178 17V14H177V16H176V18ZM178 17V18H179ZM181 17H183V18H185L184 16H181ZM180 17V18H181ZM187 17V16H186ZM198 17V16H197ZM201 17H202V15H201ZM229 17V18H230ZM249 17V18H250ZM9 18V17H8ZM53 18H55V17H53ZM72 18H74V19H72ZM150 18H152V17H150ZM150 18H148V19H150ZM164 18V17H163ZM163 18H161L162 20H157V19H155V20H157L156 22H160L161 23V21L162 22H165V21H163L164 19ZM175 18V19H176ZM179 18V19H180ZM188 18V17H187ZM187 18H186V20H187ZM255 18V17H254ZM1 19V18H0ZM48 19V18H47ZM52 19V18H51ZM153 19V18H152ZM153 19V20H154ZM251 19H253V18H251ZM262 19H263V17H262ZM153 20H149V21H153ZM154 20V21H155ZM167 20H169V21H167ZM174 20V19H173ZM177 20V19H176ZM259 20V19H258ZM264 20V19H263ZM19 21V20H18ZM59 21H61L60 20V18H59ZM148 20L146 21V23L148 24V26L150 27V25H149V22ZM253 21V20H252ZM261 21V20H260ZM2 22V21H1ZM1 22H0V24H1ZM22 22H19V23H22ZM56 22H57V20H56ZM55 22V23H56ZM156 22H152V23H155L154 25L156 26ZM249 22V21H248ZM263 22V21H262ZM13 23V24H14ZM60 23V22H59ZM62 23V22H61ZM74 23H76V22H74ZM160 23H157V25H158V27L159 26H161V24ZM250 23V22H249ZM248 23V24H249ZM253 23V22H252ZM257 23V22H256ZM14 24V25H15ZM72 24H73V22H72ZM71 24V25H72ZM164 24V23H163ZM169 24V23H168ZM263 24H264V22H263ZM3 25V24H2ZM14 25H13V27H14ZM23 25V24H22ZM21 25V26H22ZM48 25H51V24H48ZM62 25V26H63ZM244 25V26H243ZM257 26V24H253V25H250V26H252V27H254V26ZM4 26L6 27V25L4 24ZM12 25H10V27H11ZM16 26V25H15ZM20 26V25H19ZM24 27H25V24L23 25ZM47 26V25H46ZM52 26V25H51ZM55 26H58V25H55ZM53 27V28H55V31L57 32V30H56V28L57 27ZM60 26V25H59ZM58 26V27H59ZM73 27H75L74 25H72ZM255 26V27H256ZM258 26H259V24H258ZM261 26V25H260ZM3 27V26H2ZM2 27H0L1 29H2ZM12 27V28H13ZM61 27V26H60ZM70 27V26H69ZM98 27V26H97ZM152 27V26H151ZM251 27V28H252ZM255 27L254 28H249V29H247L248 30V36H250V40H251V42L253 43V46L255 45V47H257L258 49H260V50H264V39H263V43L261 42L262 40H261V38L259 37V35H260V31H261V29H259V28H261V27H256L257 29H255ZM263 28H264V25L262 26ZM4 28V27H3ZM12 28H11V30H12ZM26 28V27H25ZM30 28H28V29H30ZM45 27H43V29H44ZM71 28V27H70ZM100 29H101V27H99ZM156 28V27H155ZM162 28H163V26H162ZM164 28H165V26H164ZM245 28V29H246ZM0 29V30H1ZM18 29H19V27H18ZM22 29V28H21ZM34 29V28H33ZM63 29H60V33L61 32H64V31H61V30H63ZM67 29V28H66ZM255 29V30H254ZM4 30V29H3ZM5 30H7V29H5ZM11 30H8V31H11ZM27 30V29H26ZM31 30V29H30ZM2 31V30H1ZM45 31V30H44ZM44 31H40L41 33L43 32L44 33ZM54 31V29H52V32ZM155 31L158 33L159 32V34L158 35H160L161 34V36L163 35L162 33H160V31L161 32H163V33H166V32H164L165 31V29L164 30H159V29H155ZM166 31H167V28H166ZM37 32V31H36ZM40 32H37V33H40ZM2 33V32H1ZM4 33H5V31H4ZM37 33H35V29H34V35L35 34H37ZM244 33V32H243ZM246 33V32H245ZM263 33H264V31H263ZM156 36V37H154V40H153V38L152 39H150V41H149V39H148V41L149 42H153V43H155V39L157 38V37H159V36ZM262 35V34H261ZM264 35V34H263ZM262 35V37L264 38V36ZM36 36H39V35H36ZM53 36V35H52ZM55 36V35H54ZM53 36V37H54ZM161 36H160V38H161ZM244 36H246V35H244ZM40 37L41 36H39L38 38L40 39ZM45 40L46 39H48L49 40V37H50V34H49V32H48V26H47V28H46V31H45V34L42 36ZM153 37V36H152ZM247 37V36H246ZM245 38V37H244ZM248 38V37H247ZM159 39V38H158ZM158 39H157V41H158ZM41 40H43V39H41ZM54 40V39H53ZM153 40V41H152ZM248 40V39H247ZM148 41H145V42H147L148 43ZM159 42V41H158ZM247 43L249 42V41H246ZM251 42H249V44L251 43ZM151 43L149 44L148 43V46H151ZM141 46H140V52H144V53H147V54H149L150 53V47H149V51H147L146 50V45H145V43L144 44H141V43H139ZM156 44V43H155ZM159 44V43H158ZM158 44H156L157 46H158ZM7 45V44H6ZM10 44H8L7 46H9ZM54 45V44H53ZM155 45V46H156ZM6 46V47H7ZM51 47V49L50 50H52V48L53 47H55V45L54 46H51V44L50 45H48V47ZM11 47V46H10ZM49 47V48H50ZM137 47H139V46H137ZM248 45H247V47H246V49H247V51H249L248 50ZM251 47V46H250ZM249 47V48H250ZM9 48V47H8ZM153 47L151 46V49H152ZM11 49L12 48H10V51H11ZM15 49V48H14ZM56 49V48H55ZM139 49V48H138ZM143 49V50H142ZM191 49V48H190ZM189 49V50H190ZM250 49H254L253 47H251ZM6 49H5V47H4V51H5ZM16 50V49H15ZM15 50H12L11 52H13V51H15ZM257 50V49H256ZM255 49L254 50H250L249 52L250 53H252L253 51H256ZM3 51V52H4ZM48 51V50H47ZM54 51V50H53ZM53 51H51V53H53ZM147 51V52H146ZM151 51H153V49L151 50ZM15 52H17V51H15ZM138 52H139V50H138ZM264 52V51H263ZM6 51H5V57H3L2 55V57L3 58H5L6 59V56L7 57H11L12 55L10 54H7L6 55ZM49 53H50V51H49ZM256 53H258V50H257V52ZM4 54V53H3ZM55 53H53V55H54ZM143 54V53H142ZM254 53H252L251 55H253ZM258 54H260V56H261V53L259 52ZM9 55V56H8ZM116 55V54H115ZM138 55H139V53H138ZM151 55H152V52H151ZM186 55V54H185ZM263 55V54H262ZM96 56V55H95ZM94 56V58H99L98 56L97 57H95ZM110 56H112V57H114V55H110ZM118 56V55H117ZM255 56V55H254ZM253 56V57H254ZM10 57H9V59H10ZM17 57V56H16ZM150 57H152V56H150ZM3 58H1V59H3ZM11 58H13V57H11ZM14 58H15V56H14ZM18 58H19V56H18ZM105 58V57H104ZM107 58V57H106ZM109 59H110V57H108ZM108 58L107 59H101L100 58V60H96L95 59V61H97L98 63H100V62H103L104 60H106V62L104 61L103 63H102V65H100L99 64V68H98V65H95V64H97V63H95L94 65H95V67L97 68H95L97 71H99V73H101L102 71H104V72H106V71H108V69L107 68H109V67H111V68H114V67H116V65H119V64H117L118 62H120V60L118 59V62L117 63H114V60L112 61L111 60V62H109L110 60H108ZM117 58V57H116ZM116 58H115V60H116ZM118 58H120L119 56H118ZM146 58H148V56H146ZM145 58V59H146ZM112 59V58H111ZM114 59V58H113ZM15 60V59H14ZM102 60V61H101ZM108 60V61H107ZM147 60V59H146ZM148 60H149V58H148ZM147 60V61H148ZM124 61V60H123ZM256 61H257V59H256ZM254 62V61H253ZM51 63V62H50ZM121 63V62H120ZM108 64H110V65H108ZM241 65V64H240ZM250 65V64H249ZM251 65H253V63H251ZM250 65V67L253 69L254 67L253 66H251ZM254 65H256L255 63H254ZM52 66V65H51ZM247 66V65H246ZM249 66L247 67L248 69H251ZM94 68V67H93ZM93 68H91V69H93ZM165 68V67H164ZM242 68V67H241ZM74 69V68H73ZM95 69L93 70V71H95ZM166 69V68H165ZM165 69H163V70H165ZM66 70V69H65ZM71 70V69H70ZM168 70V69H167ZM166 70V71H167ZM243 70H244V68H243ZM68 71V70H67ZM91 71V70H90ZM101 71V72H100ZM237 71V73H238V70H236ZM72 72H74V70H71V73ZM241 72H242V70H241ZM241 72H240V74H241ZM28 73V72H27ZM26 73V74H27ZM67 73H69V72H67ZM94 73V72H93ZM103 73V72H102ZM159 73H163V71L161 72H159ZM26 74H23V76L24 75H26ZM33 74V73H32ZM70 74V73H69ZM91 74H92V72H91ZM261 75H259V77L258 78H256L258 81H259V79L261 78V77H263V74L262 73H260ZM31 75V74H30ZM71 75V74H70ZM137 75V74H136ZM136 75H134V77H138V75L136 76ZM160 75V74H159ZM185 75V74H184ZM27 76H29V75H27ZM186 76H188L187 74H186ZM186 76H184V78H185V80H190V79H192L193 77H189V79L186 77ZM192 76V75H191ZM196 76V75H195ZM22 77V76H21ZM30 78L28 79L27 77H23V78H21L20 80V83L22 84V89H25L26 90V92H25V95H26V93L27 94H31V88H30V84L31 83H29L30 82V79H31V76H29ZM133 76H132V78H134ZM140 77V76H139ZM139 77L137 78V80H136V78L135 79H131V83H136V88H139V87H137V85H139L140 86V84H141V80H139ZM25 78V79H24ZM34 78H35V76H34ZM70 78H71V76H70ZM187 78V79H186ZM213 78H215V77H213ZM22 79H24L23 81H22ZM26 79H28V83H27V81H25ZM256 79H254V81L256 80ZM261 79H263V81H264V78H261ZM260 79V80H261ZM33 80V79H32ZM74 79H72V81H73ZM125 81H126V78L124 79ZM157 80V79H156ZM159 80H161V79H159ZM196 81V83H197V85H198V82L197 81H199L200 82V80H197L196 79V77H194L191 81L193 82H191V81H187L188 82V84H187V86H189V83L191 82L192 83V87H191V89H190V91H193V92H197L198 90H201V89H203V88H199L200 86H198L197 88H199V89H197V90H194L193 89V84H194V82ZM216 80H218V78H216ZM256 80V81H257ZM25 81V82H24ZM72 81H70V82H72ZM202 81V80H201ZM214 81H215V79H214ZM33 82V81H32ZM146 82V81H145ZM154 82V81H153ZM157 83H158V80L156 81ZM173 82V81H172ZM171 82V84H169V83H165V84H169V85H167V86H164L163 84V86L161 85V84H157V83H152L151 82V85H152V88H150V89H146V87L144 86V88H143V83H142V85H141V87H142V89H145L144 90V95H142V97L143 96H145V97H149L150 99L149 100H151L152 99V101L153 102H155L156 104H160V105H163V104H166V103H168L171 107H172V105L171 104H173L174 105V103H177V102H175L176 101V99L174 98L175 97V95L177 96V95H179V103H181V101L182 100H184L185 101V103L187 104V102L189 103L190 101V99H191V101H192V103H193V100H194V98H190L189 99V97H190V95H193V92H192V94H191V92L189 91V92H187L188 91V89L190 88V86L188 87V89H186V88H184L185 86H184V84L182 85V83H181V85L182 86H184V87H182V86H179L180 84H174L175 82H173L172 83ZM182 82V81H181ZM38 83V82H37ZM36 83V84H37ZM131 83H130V85H131ZM139 83V84H138ZM163 83V82H162ZM177 83V82H176ZM200 83H202V82H200ZM256 83H259V82H256ZM260 83H264V82H262V80L260 81ZM1 84V83H0ZM8 85L7 86H9V83H7ZM15 84V83H14ZM19 84V82L17 83V85L15 84V85H13V87H15V86H19L18 85ZM41 84V86L40 87H38L37 89H39L40 91H41V87L44 85H42V83H40ZM68 84H70V83H68ZM150 84V83H149ZM203 84V83H202ZM205 84V83H204ZM203 84V85H204ZM73 85V86H72ZM72 85H71V87H70V85H69V89H71L69 92L71 93V95L72 96H75L74 98H73V101H74V99L76 98V100L74 101L75 103V106H76V109H77V107H81V108H83L84 110H85V113H86V115H87V118H88V120L91 122V120L92 119H95L94 118V116H93V114H92V117H91V112H94V111H98V110H101L102 109V106H101V108H99L100 107V105H97L96 104V102H95V104L93 105L92 104V102H90L91 101V99H89V97H88V95L89 96H92V94L90 95V93L88 94V93H86V91L84 90V89H82L81 87V92H79L77 95H79V96H77L76 95V93H75V87H74V85L75 84H73V82H72ZM77 85H78V83H77ZM76 85V86H77ZM81 85V84H80ZM128 85V83H126V86ZM130 85H129V87H130ZM133 85H135V84H132V89L131 88H129V87H127L128 88V90L130 91V89L131 90H133V89H136V88H133ZM148 85V84H147ZM196 85V86H197ZM2 85H0V87H1ZM3 86H4V84H3ZM34 86V85H33ZM32 86V87H33ZM37 86H39V85H37ZM79 86V85H78ZM149 87H150V85H148ZM147 86V87H148ZM194 86H195V84H194ZM205 86H208V85H206L205 84ZM10 87L12 88V86L10 85ZM135 87V86H134ZM148 87V88H149ZM1 88H3V87H1ZM9 89L8 90V88H6V85H5V89H7L6 91H9L10 92V90H13V89ZM46 87H44V89H45ZM178 88H180V89H178ZM4 89V90H5ZM43 89V90H44ZM47 89V88H46ZM193 89V90H192ZM195 89H196V87H195ZM256 89H257V91L258 92H260L259 94H260V96H261V98H262V100H261V98L259 97V100L261 101H259L258 100V98H256L257 100H256V102L254 103L255 104V106H257V108H255V112H254V114H253V119H252V121H250L249 123V125H248V127L247 128H245L244 126H243V124H241V123H236L235 122V125L236 126H241L242 128H239V127H234L231 123H230V125L231 126H233L234 128H232V129H230L231 128V126H229L226 130H224V129H221V130H218V128H216V129H214V130H212L214 127H215V125L217 124V123H215V125L214 126H212V127H210L211 128V130H212V132L210 131L209 132V129H208V131H206V132H209V134L210 135H207V137H203L204 136V133L203 132H205L204 130H200V133H198V134H203V136H202V134H201V138L203 139V140H201V141H198V140H195L196 142H194V149L196 148V147H198V146H196L195 144H197V145H205V147L207 146V148H208V151L207 152H204L205 150H203L204 148H203V146H202V150H199V148L201 147L200 145V147L197 149L196 148V150L198 151V153H197V151H195L194 152V149L193 148H191L192 149V151H193V154H194V157H193V154H192V151H190L191 153L189 154L188 152H187V154L190 156V155H192V156H190V157H192V159H190L191 161H193V160H197V162H196V164L195 163H193V164H195L196 166L195 167H193V168H191L192 167V165H190V160L188 161L189 162V165L190 166H188L189 168H187V169H185L186 167H184L185 165V163H187V162H185L188 158H190V157H186L185 156V159L183 158L182 160H179L180 162L181 161H183V162H181V163H184L183 165V167H184V169L182 170V168L181 167H179V166H182V165H180V162H179V168H175V167H177V162L175 161V160H170L171 162H173V161H175L174 163H177L176 165L174 164V163H172V164H174V168H173V165L172 164H170L169 165V163H171L169 160V162L166 160V157L168 158V156H170V154H172V155H174L173 153H172V151H173V147L171 148V147H169V145L170 144H168V147L170 148V151H171V149H172V151H171V153H170V151H169V153H166L167 155H162V154H160V152H162V150L161 149H163V148H159V150H161L160 152H159V150L157 151V153H155L154 151H155V149H157L156 147H158L157 145H156V143H155V141H154V144H155V148L153 149V148H150V149H153V150H151L152 152H154V154H152V152H150V149H149V146L151 145V146H154V144L152 145V144H150L151 142V140H153L152 139V136H150L151 138V140L149 141V139H147V137L145 136V138H144V140H146V142L145 143H147L148 141L150 142V143H148V144H150V145H148L147 147H148V150H149V152L147 151V152H145L147 149H145L146 148V145L147 144H144L145 145V148L143 147L144 145H143V142H142V144L141 145H143L142 147L144 148V150L145 151H143V149L142 148H140V151H138V152H143L141 155H140V157H138V156H132V153H125L126 151H133L132 150V148L130 147V149H127L126 151H125V146H127L128 144H131V143H129L130 142V140H127L129 137L131 138L132 137V134H133V136H134V133H130V131H127V130H129L128 129V124H127V121H132V119H135V116L136 115H133L134 116V118H132V116H131V114L132 113H130L131 111H129V112H127V109H130L131 107H129V106H127L128 104H127V99L129 98V97H131V95H132V93L131 92H135V91H130V93H129V91H128V94H127V96L129 95V94H131V95H129V97H127L126 98V100L123 98V97H125V95L123 94V97H121V95H120V97L121 98H123L122 100H123V102H124V100H125V102L123 103V104H119V103H121V102H119L120 101V99L117 101L116 100V102H118L117 104L118 105H115L116 103L115 102H113V104H111L110 103V101H111V95H112V97L114 96L113 94H111L110 95V93H109V95H108V93L107 94H105L104 96V99H105V104L104 105H108V104H111V106L113 105H115V107L116 108H118V109H115L116 111H114V110H111V109H113L114 107L112 106V108H109L110 110H106L105 111V113L103 112V114H105L104 115V117H106V115H107V117H108V120L110 121H108V122H106V121H103L102 120V122H106V124L108 125L109 124V127L107 128L108 129V138H110V142H111V140L113 141L114 140V142L116 141V143L118 142L119 143V145L120 144H122L123 143V138H125L126 136H127V134H131V136H130V134H129V136H128V138L126 139H124V140H126V142L125 143H127L125 146L123 145H121V147L120 146H118V145H115V146H117V147H120L119 149H118V151H119V154L120 155H116V153L114 154V156L116 155L117 157L114 159V160H112L113 159V156H112V158H111V161L110 162H112V161H114V165L116 166V167H114V168H117L116 170H114V168L113 167H111V169L113 168V172H115L116 174H113V175H111L110 173H109V175L108 176H112L113 177V181H115L114 180V178L115 179H119V180H117V181H119V182H117V183H120L121 184V181L123 182V180H121L120 178L122 177L123 179H125L126 180V178L125 177H127L128 179L126 180V182H128V187L129 188H132L131 186H133V187H135V189H137V190H139L140 189V191H141V193H142V197H140V199H142L143 198V205H144V209H147V211H149L148 213L149 214H154L155 212H159L160 213V211H161V214H159V213H156L155 215L157 216L158 214L159 215H163V212L165 211L166 212V209L168 210V214H170L171 216H168V217H166V223L168 222V224L169 225H171L172 224V226H174V222H175V217L177 216H172V214H173V211L176 209V211H177V208H176V206L179 204H181L182 206H184V205H187V207H185V208H187V209H185V211H186V214H188L187 216H189V218H190V222L192 223L191 225H193V228H192V230L193 229H195L197 232H196V234L198 233L199 234V231H200V234H203L202 232H207V233H209L208 231H207V229H206V227H207V225H209V224H207V223H209L208 222V219H205L206 217L203 215V210H204V208H200V207H197V206H199V205H197L196 204V202L197 201H195V199H200V198H198L197 196H199L198 194H197V192H195V189H198L197 187H199V189H200V187L202 188V186L203 185H205L206 184V182H207V186H208V179H206V177L207 176H209V175H206V174H208L209 172L208 171H210V175H212L211 174V171L213 170V168H211V166L210 165H212V167H213V165L215 164V162H216V160L218 159V158H221V159H224L225 161H228V162H230V163H232V164H234L235 162H236V160H238V158H239V156H243L248 150H249V147H248V145H254V144H257V143H259L262 139H263V137H264V85L263 86H260V87H258V84H256ZM21 90V89H20ZM35 90H36V86H35ZM42 90V91H43ZM187 90V91H186ZM19 91V90H18ZM22 91V90H21ZM21 91H20V93H21ZM37 91V94H39V92L40 91H38V90H36ZM35 91V92H36ZM140 92H143V91H141V90H139ZM139 91H137V92H139ZM203 91V90H202ZM205 91V90H204ZM203 91V92H204ZM223 91V90H222ZM34 92V93H35ZM139 92V93H140ZM179 92V93H178ZM181 92V93H180ZM224 92V91H223ZM14 93V92H13ZM12 93V94H13ZM19 93V92H18ZM45 93H46V90H45ZM44 93V94H45ZM136 93V92H135ZM189 93H190V95H189ZM198 93H199V91H198ZM8 94V93H7ZM15 94V93H14ZM13 94V95H14ZM17 94V93H16ZM36 94V93H35ZM34 95V97H37L38 95ZM122 94V93H121ZM141 94V93H140ZM140 94H137V95H139L140 96ZM197 94V93H196ZM195 93H194V95H193V97L196 95ZM200 94V93H199ZM202 94V93H201ZM203 94H205V95H207V94H209L210 95V93H207V91L206 92H204ZM225 96H226V94L225 93H223ZM221 95L222 97H224V95ZM9 95V94H8ZM20 95H22V94H20ZM42 96H44L43 95V92H42V94H41ZM40 95V96H41ZM70 95V96H71ZM108 95V96H107ZM135 96L136 98V100L138 99L137 97H139V96ZM219 95V94H218ZM256 95H257V93H256ZM15 96V95H14ZM17 96V95H16ZM42 96H41V98H42ZM69 96V100L68 101H70V97ZM115 96H118L119 97V95L117 94V95H115ZM133 96V95H132ZM181 96V97H180ZM1 98H3L2 96H0ZM7 97H9V96H7ZM19 97L20 96H18V99H19ZM22 97H23V95H22ZM21 97V98H22ZM27 97H29V96H27ZM33 96H30L29 98H31V100L33 99L32 98ZM95 97V96H94ZM117 97V98H118ZM178 97V96H177ZM218 97H220V96H218ZM227 97V96H226ZM5 98V97H4ZM20 98V99H21ZM39 98V97H38ZM71 98V99H72ZM91 98V97H90ZM103 98V97H102ZM133 98V97H132ZM23 99V98H22ZM24 99H25V97H24ZM35 99V98H34ZM33 99V100H34ZM40 99V98H39ZM113 99H115L114 97H113ZM146 99V98H145ZM193 99V100H192ZM1 100V99H0ZM4 100V99H3ZM3 100H2V102H3ZM26 100V99H25ZM28 100H30V99H27V103L25 102V104L29 107H31V104L33 103V101H31L32 103L30 104V102L28 101ZM38 100V99H37ZM92 100H94V99H92ZM98 100V99H97ZM99 100H100V98H99ZM99 100H98V102H99ZM121 100V101H122ZM130 100H131V98H130ZM132 100H134V99H132ZM139 100V99H138ZM148 100V101H149ZM13 101V100H12ZM51 101V100H50ZM50 101H49V103H50ZM95 101V100H94ZM93 101V102H94ZM104 101V100H103ZM102 101V99L100 100V102H103ZM114 101V100H113ZM128 101H129V99H128ZM135 101V100H134ZM139 101H141L140 103H142V102H144V100L142 99L141 100V98H140V100ZM138 101V102H139ZM146 102H147V99L145 100ZM184 101L182 102L183 104H184ZM219 102H220V100H218ZM39 101H37L36 102V107H34L35 109H32V110H34V111H36V113L37 114H35V113H33L34 111H29V109L31 110V108L33 107V105H32V107L30 108L29 107V109H28V111H29V113L30 114H28V112H27V110H26V108H28L26 105H25V109H24V112H26L25 114H28L29 116L32 114L33 116H34V118L36 119V115H41V113L40 114H38L39 112L37 111V110H39V109H37V104H39L38 103ZM71 102V101H70ZM97 102V103H98ZM98 103V104H102V103ZM137 102V103H138ZM222 102H224L223 103V105H225V108L222 106V103H220L221 104V106L223 107V112H224V110L227 108V104H226V100L225 101H222ZM30 105H29V104ZM34 103H35V101H34ZM51 103H53V102H51ZM50 103V104H51ZM115 103V104H114ZM129 104H131L130 103V101L128 102ZM132 103H133V101H132ZM137 103H134V104H137ZM191 103V102H190ZM17 104V103H16ZM66 104H67V102H66ZM74 104H73V108H74ZM133 104V105H134ZM197 104H198V102H197ZM219 104V103H218ZM254 104H253V106H254ZM20 105V107H22V104H19ZM19 105H17V108H18V106ZM65 105V104H64ZM71 105V104H70ZM97 105V106H96ZM122 105V106H121ZM132 105V104H131ZM132 105V106H133ZM7 106H9V105H7ZM35 106V105H34ZM67 105H65V107H66ZM69 106V105H68ZM94 106V107H93ZM105 106V107H106ZM140 105H137L136 107L139 109V108H142V107H139ZM143 106V105H142ZM184 106H186L185 104H184ZM193 106H196L195 104L193 105L192 104V107H190L189 106V104H188V108L190 107V110L192 111V108L194 109V107ZM198 106V105H197ZM200 106V105H199ZM220 106V107H221ZM254 106V107H255ZM14 107V106H13ZM69 107H71V106H69ZM98 107V108H97ZM105 107L103 106V109H105ZM129 107V108H128ZM133 107H135V106H133ZM132 107V111L135 109V108H133ZM145 107V106H144ZM143 107V108H144ZM222 107H221V110H222ZM233 107V106H232ZM232 107H228V108H232ZM24 108V107H23ZM67 108V107H66ZM66 108H64V109H66ZM72 108V107H71ZM71 108H68V111H66V110H64L63 112H61L60 111V113H64L65 111L66 112H69V109H71ZM107 108V107H106ZM196 108V107H195ZM198 108V107H197ZM197 108H196V111H195V114H197V116L199 115L197 112H199V111H197ZM234 108V107H233ZM11 109V108H10ZM102 109V110H103ZM187 109V108H186ZM235 109V108H234ZM254 109V108H253ZM60 110V109H59ZM62 110V109H61ZM73 110H75V108L73 109ZM72 110V111H73ZM81 111H82V109H80ZM83 110V111H84ZM141 110V109H140ZM139 110V111H140ZM189 110V109H188ZM228 110H230V109H228ZM228 110H225V111H227V112H224V113H222L221 111H219L220 113H222V114H220V116L222 115L224 118H226V115H228ZM16 111V110H15ZM55 111V110H54ZM53 111V112H54ZM71 111V110H70ZM75 111H77V110H75ZM74 111V112H75ZM78 111H79V109H78ZM136 111H137V109H136ZM234 110H232L231 109V112H233ZM52 112V114H54ZM57 112H59L58 110H56V112L55 113H57ZM80 112V111H79ZM134 112V111H133ZM141 112V111H140ZM187 112V111H186ZM192 112H194V111H192ZM231 112H229V113H231ZM235 112V111H234ZM13 113V112H12ZM71 113H73V112H71ZM95 113V112H94ZM108 113V114H107ZM143 113V112H142ZM188 113V112H187ZM227 113V114H226ZM236 113H237V111L235 112V115H236ZM17 114V113H16ZM67 114V116H68V113H66ZM82 114H84V113H82ZM82 114L81 115H77V117H82ZM98 114V113H97ZM96 114V116H99V115H102V112H101V114H98L97 115ZM128 114V115H127ZM139 114V113H138ZM18 115V114H17ZM31 115V116H32ZM50 116H51V113L49 114ZM58 115V114H57ZM62 115V114H61ZM70 115V114H69ZM73 115V114H72ZM72 115H70V116H72ZM85 115V116H86ZM129 115H130V117L132 118H130V120H128L127 119V116H128V118H129ZM194 115V114H193ZM225 115V116H224ZM231 116L233 115L232 113L230 114ZM230 115H228V119H229V116ZM27 116V115H26ZM25 116V117H26ZM28 116V117H29ZM41 116H43V115H41ZM40 116V117H41ZM56 115H54V117H55ZM59 116L60 115H58V119L56 118V121L58 120V121H61V120H59V119H63V118H59ZM69 116V117H70ZM157 117H156V119H155V116H154V119L156 120V122L158 121H162V119L160 118V120H159V118L158 117H160V116H158V115H156ZM169 116V115H168ZM222 116L221 117H219V115H218V118L216 117V119H214V120H211L210 122L212 123L213 121H219L218 122V124L219 123H222V125H223V122H222V120H221V118H222ZM230 116V117H231ZM11 117V116H10ZM52 117V116H51ZM54 117H52V118H54ZM63 117H65V116H63ZM102 117V116H101ZM106 117V118H107ZM233 117V116H232ZM231 117V118H232ZM235 117H237V116H235ZM21 118V117H20ZM31 118V117H30ZM48 118V117H47ZM82 118H84V115H83V117ZM92 118V119H91ZM98 118V117H97ZM103 118V117H102ZM101 118V119H102ZM153 118V117H152ZM226 118V119H227ZM231 118H230V120H231ZM12 119V118H11ZM27 119V121H28V118H26ZM26 119H24V120H26ZM35 119H33V120H35ZM49 119H50V117H49ZM48 119V120H49ZM65 120H66V118H64ZM62 120V122H64L65 120ZM78 119H80V118H78ZM98 119H100V116H99V118ZM98 119H96V120H98ZM100 119V120H101ZM142 119V118H141ZM153 119V120H154ZM227 119V120H228ZM237 119V118H236ZM24 120H21L22 122L24 121ZM48 120H46V121H48ZM76 120V119H75ZM74 120V121H75ZM88 120H86L85 119V121H84V123L83 122H81L82 121V119H81V121L80 122H76L75 124H74V126L72 125L73 123L72 122H70V124L73 126V127H69V128H65L66 127V125L64 124V128H65V130L66 129H69L68 130V134L70 135V136H72V133L70 134V132L71 131H73L72 129H74V131L76 132V134L75 133H73L74 135L72 136L73 137V140L75 141V137L74 136H76L77 135V137H78V134H79V132H81L82 131V129H83V126H86L87 124H88V126H89V121ZM100 120L98 121V122H100ZM226 120V121H227ZM232 120H233V118H232ZM231 120V122L233 123L234 121H232ZM20 121V120H19ZM20 121V122H21ZM27 121H25L27 124L26 125H28V122ZM68 121V120H67ZM72 121V120H71ZM88 121V122H87ZM95 121V120H94ZM134 121H136V120H134ZM139 121V120H138ZM142 121V120H141ZM215 121V122H216ZM223 121H224V119H223ZM226 121H224V123L226 122ZM10 123L12 122V120L11 121H9ZM18 122V121H17ZM16 122V123H17ZM30 122H33L32 121V118H31V120H29V123ZM86 122V123H85ZM129 122V123H130ZM133 122V121H132ZM153 122V121H152ZM156 122H155V124H156ZM210 122H209V124H210ZM228 122H230V121H228ZM13 123H15V121L13 122ZM12 123V124H13ZM46 123V122H45ZM58 123V122H57ZM65 123H66V121H65ZM67 123H69V122H67ZM134 124H135V122H133ZM214 123V122H213ZM212 123V124H213ZM20 124V123H19ZM22 124V123H21ZM21 124H20V128L18 129V130H20V132H23L24 133V131H27L26 130V128H24L25 130H21ZM31 124V123H30ZM60 124V123H59ZM100 125H102L101 124V122L99 123ZM130 124H132V123H130ZM217 124V125H218ZM228 124V123H227ZM239 124V125H238ZM241 124V125H240ZM8 125V124H7ZM14 125V124H13ZM61 125V124H60ZM62 125H63V123H62ZM106 125V126H107ZM158 125H159V123H158ZM222 125H218V127L220 128V126H222ZM226 125V124H225ZM1 126V125H0ZM23 126V125H22ZM47 126H49V124L47 125ZM91 127L92 126H96V125H90ZM104 127H105V125H103ZM130 126V125H129ZM132 126H134V127H136L135 125H132ZM132 126H130V127H132ZM138 126V125H137ZM143 126V125H142ZM141 126V127H142ZM211 126V125H210ZM224 126V125H223ZM2 127V126H1ZM0 127V128H1ZM10 127V125L9 126H7V128L5 129V127H3V128H1L0 129V140H4V137L6 136V134L8 135L7 137L9 138V136H10V129H12L13 130V128H9ZM12 127H15L14 129H16V124H15V126H12ZM24 127H26V126H24ZM29 127V126H28ZM45 127H46V125H45ZM134 127L133 128H131V130L132 129H134ZM140 127V126H139ZM144 127V126H143ZM142 127V128H143ZM149 127H150V125H149ZM148 127V128H149ZM162 127L163 126H161L160 128L162 129ZM207 127H209V125L207 126ZM48 128V127H47ZM53 128V127H52ZM63 128V127H62ZM71 128V129H70ZM89 129H91L90 127H88ZM96 128V130H99V128H98V126L97 127H95ZM98 128V129H97ZM137 128V127H136ZM135 128V129H136ZM158 128H159V126H158ZM165 128V130H166V127H164ZM163 128V129H164ZM221 128H223V127H221ZM226 128V127H225ZM245 128V129H244ZM9 129V130H8ZM16 129V130H17ZM23 129V128H22ZM100 129H102V128H100ZM140 129V131L142 130L141 128H139ZM146 124H145V127H144V133L146 134ZM161 129L159 130V132L161 131ZM205 129H207V128H205ZM4 130H8L9 131V133L10 134H8L6 131V134H5V132H4ZM11 130V131H12ZM48 130L51 132V131H53V129H51L50 130V128H48ZM64 130V131H65ZM86 130V128L84 127V130L83 131H85ZM88 130V129H87ZM151 129L149 128L147 131L149 132ZM14 131V130H13ZM12 131V134H11V136L13 135V132ZM73 131V132H74ZM91 131H93V130H91ZM90 130H89V132H91ZM103 130H101V132H102ZM105 131H106V129H105ZM143 131V130H142ZM141 131V132H142ZM163 131V130H162ZM197 131H198V129H197ZM19 132V131H18ZM67 132V131H66ZM65 132V133H66ZM88 132V131H87ZM89 132L88 133H86V131H85V133L84 134H86L85 136H86V140H85V144L83 145V147L82 146H80V148L79 149H81V148H84V147H87V144H88V148H89V146H90V141H92V139H94L95 141H96V139H97V137L95 138V136H97V135H95V136H92L91 138V140H90V135H91V133L89 134ZM98 133H99V131H97ZM104 132V131H103ZM102 132V133H103ZM127 132H129V133H127ZM138 132H139V130H138ZM147 132V133H148ZM151 132V131H150ZM205 132V134H207ZM16 133V132H15ZM22 133V134H23ZM95 134H96V131L94 132ZM97 133V134H98ZM101 133V134H102ZM20 134V133H19ZM22 134H20V135H22ZM25 134V133H24ZM52 134L54 135V134H56L55 132H52ZM80 134H83V133H80ZM92 134H93V132H92ZM107 134V133H106ZM139 134H141V133H138V135H136V137H133V138H131V139H133V140H135V138H138V137H140L139 136ZM197 134V133H196ZM5 135V136H4ZM16 136L18 135V133H16L15 134ZM14 135V136H15ZM20 135H18V136H20ZM53 135H51V136H53ZM66 135H67V133H66ZM98 135H100V133L98 134ZM103 135V134H102ZM105 135V134H104ZM148 135H151V134H148ZM147 135V136H148ZM10 136V138H14V137H11ZM24 136V135H23ZM55 136V135H54ZM80 136V135H79ZM82 136H84V135H82ZM138 136V137H137ZM142 136H143V134H142ZM198 136V135H197ZM206 136V135H205ZM56 137V136H55ZM67 137V136H66ZM81 137V136H80ZM94 137V138H93ZM104 137V136H103ZM102 137V138H103ZM144 137V136H143ZM143 137L142 138H138V139H140V140H142L143 139ZM6 138V137H5ZM21 138V137H20ZM101 138V137H100ZM100 138H98L97 140L99 141V139ZM15 139H17V138H15ZM47 139H49V137L47 138ZM51 139V141H52V138H50ZM69 139V138H68ZM70 139H72V138H70ZM69 139V140H70ZM76 139H78V138H76ZM83 139H85V137L84 138H81V141H83ZM103 139H105V138H103ZM196 139H198V138H196ZM10 140H12V139H10ZM18 140V139H17ZM54 140H55V138H54ZM73 140H70V141H73ZM106 140H108L107 138H106ZM106 140H104V142L106 141ZM139 140V141H140ZM199 140H200V135H199ZM13 142L14 141H16V140H12ZM11 141V142H12ZM31 141H35L34 139L33 140H31ZM48 141V140H47ZM50 141V142H51ZM76 141H80V140H76ZM75 141V142H76ZM97 141V142H98ZM101 141H103V140H100L99 141V143L101 142ZM109 141V140H108ZM136 141V140H135ZM191 142H192V140H190ZM49 142V143H50ZM54 142V141H53ZM53 142H51L50 144L47 142L45 145L46 146H44V147H46L45 149H42L41 151H37V153L35 154V155H37V157H38V159H36V164H35V162L33 161V163H34V165H36V166H34V165H32L33 163H31L30 162V160L32 159L31 157H33L31 154V156L29 155V157L28 158H30L28 161H29V163H31L30 165H31V167L33 168V166H34V169H30V168H26V166H27V164H29L28 163V161H27V164H26V166L24 167L25 168V170H24V173H21V174H25V171L27 172V170H35L36 169V171H34V172H36V173H34L33 171L32 172H30L29 174H31V175H33L32 173H34L35 175H36V177H35V175H33V177H35L34 178V181H35V183H34V185H36L35 187H37V189L35 188L34 190H33V188H32V186H34L32 183H33V181H31V179H30V183L29 182H27V183H25L24 181V183L25 184H32V186L30 187V190H31V188H32V192H30V193H33V192H38L39 191V196H34L35 198H33V200L34 199H36V201H38L39 200V202H43L44 204H43V207L44 208H41L42 206H40V205H38V208H39V206H40V208L41 209H43V210H41L42 212L40 213L39 211V213H38V215L37 214H35V215H37L38 216V220H40L41 218H44L46 215L44 214L45 213V211H47V210H49L48 208H50V205L48 206V201L50 202V200H47L46 199V197L48 198V196H50V195H52V196H54L53 194H55V193H53L54 192V190L56 189L57 190V186H56V188H55V186H53V185H56V183L60 180V179H62V178H64L63 177V174H65L66 176H67V174L64 172V171H62V170H64V168H62V167H65V166H62L61 165V163H64V162H61V160L59 159V157H57L58 155H57V152H58V150L56 149V148H54V147H57V145L56 146H54V144H53ZM132 142V141H131ZM190 142V143H191ZM199 142V143H198ZM36 143L37 142H34V144H33V146H35L36 148H37V146H36ZM76 143H78V142H76ZM81 142H79V145H81L80 144ZM107 143V142H106ZM116 143H114V144H116ZM137 143H139V142H137ZM193 143V142H192ZM12 144H14V143H12ZM30 144H31V142H30ZM49 144V145H48ZM113 144V143H112ZM113 144V145H114ZM133 144H134V142H133ZM29 145V144H28ZM73 147L75 146L74 145V142H73ZM91 145H93V147H94V144H91ZM98 145H100V146H102L101 144H98ZM97 145V146H98ZM137 145V144H136ZM96 145H95V147L94 148H96L97 147ZM150 146V147H151ZM192 146H193V144H192ZM29 147V146H28ZM44 147H39V149H41V148H44ZM123 147V148H122ZM132 147H134V148H137V147H135V144H134V146H132ZM138 147H140L139 145H138ZM191 147V146H190ZM262 147L264 148V141H263V145H262ZM32 148V147H31ZM35 148V149H36ZM59 148V147H58ZM75 148H76V146H75ZM92 148V147H91ZM97 148H99V147H97ZM133 148V149H134ZM13 149V148H12ZM35 149H32V152L33 153H35L36 152V150ZM86 149V148H85ZM90 149V148H89ZM116 149V150H117ZM168 149V148H167ZM10 150H11V148H10ZM34 150V151H33ZM96 150V149H95ZM136 151H137V149H135ZM165 150H166V148H165ZM13 151V150H12ZM135 151V152H136ZM201 151H202V153H201ZM32 152H30V153H32ZM60 152H61V150H60ZM60 152H58V153H60ZM144 152L146 153L145 155H143L144 154ZM164 152H166V151H163V153ZM174 152V151H173ZM74 153V152H73ZM72 153V154H73ZM137 153V152H136ZM135 153V154H136ZM140 153H137L138 155L140 154ZM61 154V153H60ZM131 154V155H130ZM165 154V153H164ZM34 155V156H35ZM74 155V154H73ZM73 155H71V156H73ZM133 155H134V152H133ZM187 155V156H188ZM8 156L9 155H7V160H9L8 159ZM12 156H14V155H12ZM61 156V155H60ZM75 156H77V155H74V158H75ZM142 156V157H141ZM195 156H196V158H195ZM10 157V156H9ZM27 157V156H26ZM63 157V156H62ZM62 157H61V159H62ZM5 158V157H4ZM12 158V157H11ZM35 158V157H34ZM73 158V157H72ZM170 158H172L173 159V157L172 156H170ZM193 158H195V159H193ZM201 159V161H200V159ZM20 159V158H19ZM27 159V158H26ZM12 160H14L13 158H12ZM37 160H38V162H37ZM185 160V161H184ZM195 160V161H196ZM10 162H8V164L10 163L11 164V160H9ZM32 161V160H31ZM62 161H63V159H62ZM75 161H77V160H75ZM1 162V161H0ZM5 162H7L6 160H5ZM205 162H206V164H205ZM262 163H264V159L261 161ZM261 162H259V163H261ZM167 163H168V165L170 166V168L169 167H166L167 166ZM211 163V164H210ZM214 163V164H213ZM3 164H4V167L5 168H7V166H8V164L6 165L4 162H3ZM10 164H9V166H8V170H9V167H10ZM108 165H110L109 163H107ZM107 164H105V165H107ZM188 164V163H187ZM0 169L2 168V163H0ZM261 165H263V164H261ZM261 165H260V167H261ZM111 166V165H110ZM109 166V167H110ZM112 166H113V164H112ZM194 166V165H193ZM2 168V169H5V168ZM23 167V166H22ZM28 167H30L29 165H28ZM106 167V166H105ZM108 167V166H107ZM172 167V168H171ZM263 167V169L262 170H256V171H259V173L258 174H260L261 173V171H263L264 172V165L262 166ZM23 168V169H24ZM27 169V170H26ZM105 169V168H104ZM107 169V168H106ZM104 170L105 172H111L110 171V169L109 170ZM181 169V170H180ZM209 169H212V170H209ZM248 169V168H247ZM260 169V168H259ZM7 169L5 170V172L7 171V173L8 172H10V170L8 171ZM102 170V169H101ZM100 170V171H101ZM4 171V170H3ZM103 171V170H102ZM214 171V170H213ZM213 171H212V173H213ZM12 172V171H11ZM14 172V171H13ZM64 172V173H63ZM105 172H102L103 174H106ZM68 173V172H67ZM101 173V174H102ZM28 173H26L25 175H27ZM28 174V175H29ZM258 174L257 175H255V177H257V179L258 178H260V179H262L261 177H259L258 176ZM262 174V173H261ZM27 175V177H30V178H33V177H31V175H29L28 176ZM124 175V176H123ZM263 175V174H262ZM65 176V177H66ZM104 176L105 175H103V178H104ZM244 176V175H243ZM8 177H9V175H8ZM25 177V179L26 180H28L27 179V177L26 176H24ZM91 177V176H90ZM90 177H88L87 178V180H89L90 182L89 183H87V185L88 184H90L91 183V187H92V183H94L95 184V180H93L92 182H91V180L92 179H94V178H91L90 179ZM93 177V176H92ZM255 177H253V179H256ZM21 178H23L22 176H21ZM68 178V177H67ZM246 177L244 176V178L243 179H239L240 180V184H238V188H237V191H238V195H239V197H240V199H239V197H237L236 195V198H238V200H239V205H238V207L236 206V208H237V210H234L233 211V213H231V214H233L234 215V217H233V215H229L230 217H231V219L230 220H234L237 224H235L234 223V221H233V223L235 224V225H239V227L241 228V229H243L244 230V232H245V235L243 236L244 238H242L241 236H240V234H241V232H238V233H240L239 234V237L238 238H240L241 240H243V242L241 241H239V243L240 244H242L243 245V243H246V244H248L247 246L248 247H246V245H245V248L243 247V246H239V244H238V247L239 248H235V250H236V252L239 254V255H237V253L235 252V250H234V254L236 255V256H234V258H235V260H236V258L238 257L239 258V261H240V264H264V217H262V218H259L260 217V214L262 213L261 211H259V208L260 209H262L263 210V207H264V204L263 205H261V197L264 195V179H262V181L260 180V179H258L257 181H253L252 182V180H251V183L253 184H255L256 182L257 183H259L258 185V189L257 188H255V187H253V188H255V189H253L252 187H250V183H249V181H250V179L248 180V179H245ZM263 178H264V176H263ZM12 179V178H11ZM24 179V178H23ZM24 179V180H25ZM106 179V178H105ZM105 179H104V181H105ZM107 180V179H106ZM108 180H111V179H109V177H108ZM121 180V181H120ZM173 180V183L171 182ZM176 180H178V182H176ZM20 181H22L21 179H20ZM63 181L65 182L66 181V178H65V180L63 179ZM62 181V182H63ZM32 182V183H31ZM97 182L98 183H100L98 180H97ZM107 182V181H106ZM106 182H104V183H106ZM22 183V182H21ZM59 184H61L60 182H58ZM98 183H96V184H98ZM103 183V184H104ZM239 183V182H238ZM28 184V185H29ZM65 184V183H64ZM96 184L95 185H93V186H95L94 187V189H93V191H95V189H96V191H98V193L99 194H97V192H95L94 194H93V198H92V207H95V208H93V209H89L90 211L92 210V211H94V212H92V213H96V215H97V217L99 218V217H101L102 218V221L104 220H106V219H108V218H113L112 216L114 215L115 216V213H118V212H120V213H118L119 215L122 213V210L123 209H125L124 207H122V209L119 211V209H118V207L119 208H121L120 207V205H121V201H122V199H121V196L123 197V198H126L125 197V195H126V192H127V190L129 189V188H127V187H125L124 189L126 190V192H125V190L123 191L124 192V195L121 193V191L119 190V187H116V188H118V191L117 192H119L120 191V193L119 194H122V195H119L118 193H113V191H111L110 193H109V191H108V193H106L107 191H105V192H103V191H101L100 189H102V187L103 186H106V185H102V187H101V185H100V187L101 188H98V186L96 187ZM107 184V186H108V183H106ZM123 184V183H122ZM122 184H121V186H122ZM125 184H127V183H125L124 182V185ZM212 184V183H211ZM58 185V184H57ZM61 185H63V184H61ZM24 186H26V185H24ZM127 186V185H126ZM253 186V185H252ZM28 187V186H27ZM60 187H62L63 188V186H59L58 187V191L61 189ZM124 186H122V188H123ZM60 188V189H59ZM107 188H109V187H105V189L107 190ZM28 189V188H27ZM91 189V191H92V188H90ZM112 190H113V187L111 188ZM115 189V188H114ZM134 188H132V190H133ZM25 190H26V188H25ZM29 190V191H30ZM55 190V191H56ZM103 190H104V188H103ZM129 190H131V189H129ZM201 190V189H200ZM139 191V192H140ZM57 192V191H56ZM61 191H59L58 193H60ZM116 192V191H115ZM137 192V191H136ZM139 192H137L138 193V195H140L139 194ZM196 193L197 195H195L197 198H195L194 197V195H193V197H191L192 196V194L193 193ZM29 193V194H30ZM49 193H51L50 195H49ZM57 193V195H59ZM48 195V196H47ZM46 196V197H45ZM52 196H50V198H52ZM55 196H56V194H55ZM29 197H31L30 199H32V197L33 196H29ZM36 197H40L42 200H44V201H40V199L39 198H36ZM174 197H176L177 199L179 198V200H180V202H178V204H177V202H175L176 200H174ZM189 197H191V200H189ZM136 198V197H135ZM195 198V199H194ZM25 199V198H24ZM27 199V198H26ZM49 199V198H48ZM194 199V200H193ZM235 199V198H234ZM234 199H233V201H234ZM47 200V201H46ZM125 200H127V199H125ZM138 200H139V197H138ZM137 198H136V200H134L133 199V201L135 202V204L137 203ZM204 202H205V200H207V199H202ZM235 200H237V199H235ZM45 201H46V203H45ZM141 200H139V202H140ZM192 201H195V202H192ZM208 201H210V200H208ZM207 201V202H208ZM263 201V200H262ZM33 202V201H32ZM34 202H35V200H34ZM33 202V203H34ZM39 202H35V203H39ZM207 202H206V204H207ZM238 202V201H237ZM33 203H31V204H33ZM35 203L33 204L34 206V208H35ZM40 203V204H41ZM48 203V204H47ZM122 203H124V199H123V201H122ZM126 203H127V205L126 206H128V200L126 201ZM130 203H132V202H129V204ZM191 203H192V206H191ZM196 204V205H194V204ZM210 203V202H209ZM233 203H235L236 204V202L234 201ZM264 203V202H263ZM51 204V203H50ZM53 204V203H52ZM137 204H139V203H137ZM136 204V205H137ZM142 204V203H141ZM140 204V205H141ZM235 204H233L234 206H235ZM139 205V206H140ZM143 205H141V206H143ZM178 205V206H179ZM196 206V207H194V206ZM31 206V205H30ZM52 206V205H51ZM138 206V205H137ZM181 206V208L183 209V207ZM191 206V207H190ZM263 206V207H262ZM134 207H136V206H134ZM167 207V208H166ZM190 207V208H189ZM262 207V208H261ZM90 208H91V206H90ZM133 208V206L130 208V209H132ZM137 208V207H136ZM172 208H174L173 210H171ZM179 209H180V206L178 207ZM235 208V209H236ZM36 209H37V205H36ZM128 210V211H132V210ZM150 209V210H149ZM165 209V210H164ZM184 209H183V213H185L184 212ZM232 209H234V208H232ZM38 210V209H37ZM40 210V209H39ZM126 210V209H125ZM133 210H135L134 208H133ZM137 210V209H136ZM164 210V211H163ZM181 210V209H180ZM179 210V211H180ZM201 210V211H200ZM34 211H35V209H34ZM49 211H51V210H49ZM48 211V212H49ZM89 211V212H90ZM127 211V210H126ZM138 211V210H137ZM136 211V212H137ZM151 211H155L154 213L153 212H151ZM170 211L172 212V214L170 213ZM178 211V212H179ZM187 211L189 212V213H187ZM232 210H230V212H231ZM125 212V211H124ZM132 212H134V211H132ZM132 212H130V213H132ZM136 212H134L135 214H136ZM177 212V213H178ZM263 212H264V210H263ZM47 213V212H46ZM129 213V212H128ZM145 213V212H144ZM148 213H146V214H148ZM175 213V212H174ZM47 214H49V213H47ZM137 214H138V212H137ZM142 214H143V212H142ZM165 214V213H164ZM176 214V213H175ZM175 214H173V215H175ZM180 214V213H179ZM182 214V213H181ZM263 214V213H262ZM43 215H44V217H43ZM134 215V214H133ZM116 216H118L117 214H116ZM178 216H180V215H178ZM182 216H183V214H182ZM35 217V216H34ZM33 217V218H34ZM227 217V216H226ZM46 218V217H45ZM45 218H44V220H45ZM209 218V217H208ZM36 218H34V220H35ZM100 219V218H99ZM178 219V218H177ZM181 219V218H180ZM263 219V220H262ZM34 221L35 223H40L39 221ZM43 220V219H42ZM227 220H229V219H227V218H225V220H224V222L226 221V222H228ZM32 221H33V219H32ZM41 221V220H40ZM44 222V221H43ZM42 222V223H43ZM41 223V225H43ZM211 223V222H210ZM31 225H34L33 224V222L31 223ZM36 225V224H35ZM40 224H37V226L35 227V228H40V226H39ZM235 225H233L232 224V227L233 226H235ZM170 227V226H169ZM180 227V226H179ZM236 227V226H235ZM234 227V231H236L237 230V228H235ZM238 227V226H237ZM238 227V228H239ZM22 228V227H21ZM32 228H34V226L32 227ZM173 229L175 228V227H172ZM209 228V227H208ZM23 229V228H22ZM22 229H21V231H22ZM40 230V229H39ZM239 230V229H238ZM202 231V232H201ZM211 231V230H210ZM233 231V232H234ZM241 231V230H240ZM180 232V231H179ZM189 232V231H188ZM231 232V231H230ZM233 232H231V234H233ZM24 233V232H23ZM195 232H193V234H194ZM204 233V234H205ZM206 233V234H207ZM227 234H228V232H226ZM234 233H236V232H234ZM5 234V233H4ZM225 234V233H224ZM7 235V234H6ZM178 235V234H177ZM180 235V234H179ZM191 235H192V233H191ZM14 236V235H13ZM28 236V235H27ZM27 236H25V237H27ZM181 236V235H180ZM194 236V235H193ZM192 236V237H193ZM224 236V237H223ZM231 236V235H230ZM236 236H238V235H236ZM235 236V237H236ZM91 237H93V236H89L88 237V239L89 238H91ZM182 237V236H181ZM181 237H177V239H178V241H179V239L181 238ZM219 237V236H218ZM220 237H222L220 240H225V243H226V245H228L227 246V249L229 248V250L231 249V250H233L234 248L233 247H235V244L233 243V242H231V240L230 239H232L231 237L228 239V237H229V235L228 236H226V234L225 235H223V233H222V235L220 236ZM2 238V237H1ZM6 238V237H5ZM15 238V237H14ZM29 238V237H28ZM94 239L96 238V237H93ZM189 238H191V237H188V239ZM194 238V237H193ZM193 238H191V239H189V241L190 240H192V241H195ZM13 239V238H12ZM92 239V238H91ZM97 239V238H96ZM183 239L184 238H182V240L181 241H183ZM187 239V240H188ZM240 239H238V240H240ZM9 240V239H8ZM27 240H29V239H27ZM7 241V240H6ZM5 241V242H6ZM90 241V240H89ZM88 241V242H89ZM93 241H95V240H93L92 239V241H90V242H92V243H90L89 245H91V244H93ZM97 241V240H96ZM186 241V240H185ZM197 241V240H196ZM219 241V240H218ZM217 241V242H218ZM21 242V241H20ZM188 242V241H187ZM198 242V241H197ZM196 242V243H197ZM230 242H231V244L232 245H230ZM192 243V242H191ZM208 243V242H207ZM220 242H218V244H219ZM222 243H223V241L220 243L221 245L220 246H222ZM236 243H237V241H236ZM18 244H19V242H18ZM18 244H17V246H18ZM26 244V243H25ZM98 244V243H97ZM195 244V243H194ZM194 244H191V248L192 249H194ZM202 244V243H201ZM203 244H205V242L203 243ZM5 245V244H4ZM183 245V244H182ZM187 245V244H186ZM190 244L188 243V245H187V247L189 246ZM192 245H193V247H192ZM198 245H200V244H198ZM207 245H209V244H207ZM226 245L224 246V243H223V246L224 247H226ZM234 245V246H233ZM13 246V245H12ZM15 246V245H14ZM91 246H93V248L92 249H90V251H89V249H87L89 252H91V250H92V255L94 254V253H96V252H99V251H96V249H97V245H96V242L94 243V245H91ZM197 246V245H196ZM196 246H195V248H196ZM201 246H203V245H201ZM206 246V245H205ZM204 246V248H206V249H208L207 251H206V249L205 250H203L204 248H201L200 246V250L202 249L203 251H205V252H207L208 254H209V252L211 251L210 249H209V246H207V247H205ZM222 246V247H223ZM232 246V247H231ZM6 247H8V246H6ZM5 247V248H6ZM19 247V246H18ZM183 247V246H182ZM181 247V248H182ZM185 248L184 249H186L187 250V248H186V246H184ZM198 247V246H197ZM198 247V248H199ZM218 248H220L219 246H217ZM221 247V248H222ZM223 247V248H224ZM5 248H4V250H5ZM11 248V247H10ZM218 248H216V250H217V253H218V250H219V253L218 254H221V252L223 251V250H220V249H218ZM222 248V249H223ZM12 249V248H11ZM191 249V250H192ZM8 250H10V249H8ZM183 250V249H182ZM188 250H189V247H188ZM191 250H189V251H191ZM195 250V249H194ZM210 250V251H209ZM224 250H225V248H224ZM197 251V250H196ZM209 251V252H208ZM204 252V253H205ZM213 252V251H212ZM211 252V253H212ZM224 252V251H223ZM223 252H222V254H223ZM233 251H231V254H233L232 253ZM186 253V252H185ZM189 253V252H188ZM191 253V252H190ZM194 253V252H193ZM203 253V254H204ZM226 253V252H225ZM90 254V253H89ZM100 254V253H99ZM99 254H98V256H99ZM196 253H194V255H195ZM206 254V253H205ZM204 254V255H205ZM207 254V255H208ZM216 254V253H215ZM214 254V255H215ZM221 254V258H219V259H221L222 260V257L224 256V255H222ZM230 254V255H231ZM96 255V254H95ZM207 255L205 256L207 259L206 260H208V259H211L210 260V263L211 264H214V262L213 261H215L214 259L215 258H217V257H213L212 255H210L211 256V258H210V256H209V258L207 257ZM226 255V254H225ZM227 255H228V253H227ZM230 255H228L229 257H231V259L232 260H234L232 257V255L230 256ZM91 256V255H90ZM97 256V255H96ZM97 256V257H98ZM198 257V255L196 254L195 255V257ZM201 256H203L202 254H201ZM216 256V255H215ZM227 256V257H228ZM93 257V256H92ZM91 257V258H92ZM196 257V258H197ZM218 257H220V255L218 256ZM94 258H95V256H94ZM100 258V257H99ZM192 258V257H191ZM195 258V259H196ZM204 258V257H203ZM214 258V259H213ZM224 258V257H223ZM225 258H226V256H225ZM224 258V260H222L223 262H226V260L227 259H225ZM89 259V258H88ZM96 259H98V258H96ZM200 259V257H198V260ZM219 259L217 260V261H219ZM33 260V259H32ZM91 260V259H90ZM197 260V259H196ZM197 260V261H198ZM229 261H230V259H228ZM231 260V261H232ZM235 260L234 261H232V262H235ZM238 260V259H237ZM93 261H94V259H93ZM201 260H199V262H200ZM202 261H204L205 262V259L204 260H202ZM201 261V263L203 264V262ZM222 261H220L219 263H221ZM229 261H227V262H229ZM208 261H206L205 263H207ZM226 262V264H229V263H227ZM232 262H230V264L232 263ZM18 263H20V262H18ZM96 263H97V261H96ZM218 263V262H217ZM217 263H215V264H217ZM218 263V264H219ZM238 264V262H235L234 264ZM22 264H24V263H22ZM93 264H94V262H93ZM98 264H100V263H98ZM209 264V263H208ZM225 264V263H224ZM233 264V263H232Z\"/></svg>","mask_w":264,"mask_h":264}]
</instances>
